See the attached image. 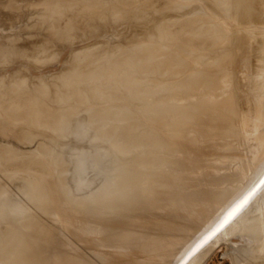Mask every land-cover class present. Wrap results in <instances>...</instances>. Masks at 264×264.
I'll list each match as a JSON object with an SVG mask.
<instances>
[{"label":"bare ground","instance_id":"bare-ground-1","mask_svg":"<svg viewBox=\"0 0 264 264\" xmlns=\"http://www.w3.org/2000/svg\"><path fill=\"white\" fill-rule=\"evenodd\" d=\"M43 2V4H42V2ZM40 1V5H44V3L46 4L45 6V8H46V10H48V8H47V6H49L50 7V10H51V8L52 9H54V7H55V5H53V7H51L49 4H50V2L51 1H53V0H49L50 2H48L47 3V1L46 0H41ZM46 1V2H45ZM63 1V0H62ZM62 1H60L62 4L60 5L61 7L64 5L63 4V2ZM72 1V0H71ZM74 1V0H73ZM77 1V0H76ZM75 1V2H76ZM98 1H100V0H98ZM122 1V0H121ZM140 1V0H139ZM144 1V0H143ZM149 1V0H148ZM172 1V0H171ZM171 1H168V3L169 2H171ZM174 1V3H173V5L174 4H178L179 2H182V0H176V2H175V0H173ZM189 1V0H188ZM187 0H183V4L185 3V4H187L186 2H188ZM193 1V0H192ZM205 1V0H204ZM204 1L203 0H201V2L204 4ZM211 1H213V0H211ZM8 2V1H7ZM56 2V3H55ZM58 2H59V0H58ZM65 2V1H64ZM81 2V1H80ZM79 1L78 2H76V3H80ZM101 2V1H100ZM109 2H110V0H109ZM119 1H117V3H118ZM124 2V1H123ZM122 2V3H123ZM191 1H189V3H190ZM194 2V1H193ZM196 2H198V3H201L200 2V0L198 1H196ZM208 3H209V0L207 1ZM207 2L205 3L206 5V7H207ZM215 2H216V4L214 5V7L215 6H219V4L222 6L220 9L217 7V10L215 9L214 10V8H213V4H214V1H213V4L211 5V3L209 4V5H211L212 6V8H213V10H212V8H211V6L209 7H207L208 9L209 8H211V9H209V10H205V6H204V9H203V7H202V9L204 10H202L201 9V7H200V5L198 6L197 5V8L199 7L203 12H207V11H209L208 13L210 14V15H206V14H204L203 12H202V14H204V15H206V16H204V15H202L201 14V12L199 11L200 9H198V11L196 12V13H199V14H201V15H199L200 17H198L197 15H195V12H193L194 11V9H193V11H192V8H191V12H193L194 14L193 15H195V16H197L198 18H195V19H200V21H201V24L203 25L204 24V27H205V24H206V27L205 28H210V29H212V28H214V29H212L211 30V32H215L216 33V31L218 32L216 35L218 36V38H216L217 36H215V38L214 37H212V40L213 39H216L215 41H217L218 42V40L217 39H219V37H220V39H219V41L220 40H222V42H220V44H218V43H212V42H214V41H212L211 42V34H210V31H206V29H205V31L206 32H209V33H206V34H208V39H209V43L210 44H215V45H217L216 47L218 48V46L220 47V46H222L221 47V49H223V47H224V51H221L222 52V54L221 55H218V51H220L219 49H217L218 51L215 53V55H213V56H215V58L218 60L219 59V57H220V59L217 61V62H215V58H213L212 57V59L210 58V56H212V53H210V54H208V55H206V56H209L208 58L211 60H209L208 59V62L206 63L205 61H207V60H205L204 58H206L207 59V57L205 56V53H204V51L203 50H205V49H203V47H201L202 46V44L203 45H205V47H207V48H210V47H208V46H211V45H209V44H205V42L204 43H202L204 40L203 39H205L204 37L206 36H203L204 35V31H202V37H203V41L202 42H199L200 44H201V46L199 45V43H197V42H195L194 43V45L192 44V46H194L193 48L194 49H198V51H194V53H198L199 54V52H200V55H201V50L203 51V53H202V55H201V57L202 56H205V57H200V59H202V60H205L203 63L204 64H206V65H204V64H202V65H197V64H201V63H198L199 61L200 62H202L201 60H199V61H197L198 60V54H192V55H198V56H194V58L195 57H198L197 58V60L195 59L194 61H197V64H195V65H193L192 63H195L194 61H193V57H192V61L189 59L190 57H189V54L191 53V51L193 52V48H191L192 50L190 51L189 49V47H192V46H189L188 47V45H191L190 43H189V41L188 40H190L191 38H193V37H191L192 36V32H193V35L195 36V34L196 35H198V33H199V31H201V30H199L198 31V33H196L195 32V34H194V30L195 31H197L196 29H194L192 26H194V25H192L193 23H195L196 22V20H193L192 21V28L190 27V29H194L192 32H188L187 34H186V36H188V38H187V40L186 39H184L183 40V38H186L184 35H185V33H184V37L182 38L181 37V35H179V34H181L180 33V29L179 28H183L182 27V25H181V21H179L177 24L179 25H177L176 23H174V25L176 24L177 26V29L176 28H174L175 29V31H179V34H177L178 32H176L175 34L176 35H178V36H174V38L175 39H172L173 41L174 40H176V41H187V42H185L186 44L187 43H189L187 46H186V50L188 49L189 50V52H188V50L187 51H183V50H185V48L184 49H182V51L181 50H178L179 51V54L181 55V53H180V51L184 54L185 52H187L188 53V55L186 56V62L184 61L183 63H182V66H184V63L186 64L187 62H188V59L192 62H188V67L190 66L191 67V65H189V63H191L192 64V67L193 68H188L189 69V71L188 70H186V68L187 67H185V70L182 68V66H176L177 68H182L183 69V71H185V75H187V74H189L190 75V69H194V66L196 67V66H198V69L200 68V67H202L203 65H204V67H202V72L200 73V71H197V74L200 76V74H202V77H203V74L204 73H206L207 74V82H208V84H207V86H205L206 88H208L209 86V88L207 89V90H204V84H206L207 82H205L206 81V77L203 79L201 76H200V78H202L201 80L200 79H198L199 81H202V82H204V83H201V85H200V83L199 82H197V81H195L197 78V76H196V73H194L195 74V76L196 77H194V76H192L193 75V72H192V75H190V76H192V77H189L190 78V80H189V78H186L190 83H192V85L190 84V83H187L188 81L184 78V76L185 75H181V77L180 76H178V75H176V73H175V75H176V77H174V81H175V79L177 80V81H179L180 82V79L182 80L183 78H184V80H186V81H184V84L186 85V87L185 86H183L182 88H186L185 90L186 91H190V94L194 91L195 92V90L193 89H188L187 87L188 86H196V85H198L199 84V86H200V88L202 87V90L199 88V86H198V88L203 92V94H199V93H197V95L195 94V96H194V98L195 97H197L196 99H194L193 101H195V100H197L198 99V94H199V99L196 101V105H192L193 103L191 102V100L193 99V97H191L192 96V94L194 95V92L191 94V96H187L188 97V99L186 98V96H184V95H182L183 93H184V89L182 90L180 87L178 88V86H179V84H178V86H177V84H176V86H174V89H173V87H172V85H170V83L167 85V83H165V81H166V77L165 78H162V77H164L163 76V74L164 73H159L160 75L162 74V76L161 77H159V79L160 78H162L161 80H163V79H165V81L163 80V81H159V79H158V81L160 82V83H157V77L156 76H152V74H150V73H152V72H149L151 69H150V67H152V65H153V63L155 64V62H156V60L157 61H159V62H161V57H162V55H163V57H164V54L165 53H167L166 51H167V49H168V47H167V42H165V43H161V39H163V36L164 35H162V33H161V36H162V38L161 37H158V41H156L155 39V36L154 37H152V35L150 34V30H152V31H154V29H156V26H154L153 27V25L154 24H152V26L151 25H149V26H151L150 28V30L147 28L146 29V31L147 30H149L148 32L149 33H147V38L144 36V38H145V40H149V41H143L144 43H138L139 41H142V39H138L139 41H137V40H134V41H136L135 43H137L136 45H135V43L132 45L131 44V42H130V44L128 43V44H125V45H130V46H126L127 48V53L130 55V56H138L139 57V59H140V61L138 60L137 61V59L135 60L136 62H143V64L145 65V63H146V61H147V64H148V62L150 61V63L152 62L150 59H151V57L150 58H148V60H146L145 61V59L144 58H146V56L148 57V55L149 54H151V53H153V55L154 54H158V55H161V53H162V55H161V57H158V59H156V60H154V62L153 63H151V64H149V65H151V66H149V65H145V67H144V65H142L141 63H139L140 64V66L142 65V67H141V70H140V68L138 69V70H136V72H134L135 70V68L132 70L134 73V75L135 76H137V74H138V71H141V72H143L142 71V69L144 70V71H146L147 73H149V74H147L146 72H143L144 73V75H149V76H152V80L153 81H151V77H149V79H150V81L152 82L151 84H155V83H157V84H159V86H157L156 84L155 85H153V87L155 88V86H157L159 89H163L162 88V86L165 84V85H167V86H171V89H170V87L168 88L169 90H174V92H172V93H175V91L176 90H181V94H179V95H176L175 96V98H174V95H172L171 94V91H170V94L172 95H170L172 98H174V99H176V97H177V99L178 98H180V97H178V96H180L181 95V97L182 96H184L183 98L185 99H183V98H180V99H182V100H178V101H181L182 103H183V100L185 101V103H186V101L188 100H190L191 98V100L188 102V104H190L191 103V105H188L187 103V105L185 106L184 104V106H185V108L183 107H181L180 109H184L183 111H182V114H183V112H184V117L183 118H181V119H179L180 118V116H181V113L180 112H178L179 114H180V116L178 115V113H177V115L175 114V116H178L177 117V119L175 118V116H174V118L172 119V114L173 113H175L176 112V110L177 109H179V108H177L178 107V105H176V103H175V105L177 106L176 108H174L173 107V105L171 104H169V105H167V106H169L170 108L169 109H171L172 111H174V112H172L171 110H170V112L172 113V114H169V115H171L170 117H171V119H172V121H171V119H170V121L172 122H169V120L167 119V118H169V116L165 119V117H164V114H167V111H169V109H167V111H166V113H165V111H164V109L166 110V106H164L163 107V105H162V107H161V109H160V103H157V102H155L158 106H159V108H158V106L156 107H154V103L153 102H151L150 104H152L153 105V107L155 108V110H156V112H155V110L153 111V112H155L156 114H158V112L159 111H161V112H164L162 115H163V117H162V115L160 116V115H158V116H160V118L162 117L163 118V120H162V118L160 119H151V120H145L144 119V121H145V123L148 125V126H150V124H148L147 122H149V123H154V126H153V124L151 123V126H153L154 127V129H153V131L154 132H151V130H152V128L150 127V128H148V127H146L145 129H146V131H143L142 129H144V127L145 126H147V125H144L145 123L143 122V121H141V119H143V118H147L148 119V117H143L142 118V114L141 113H139V114H141V119H140V117L138 118L141 122H143L142 124L144 125V126H142V124L140 125V121H138L137 120V123L135 122V118H136V116L137 115H135V113L137 114V111L138 110H136L135 108H136V105L134 106V103H133V108L136 110V112L134 111L133 112V110H132V112L130 113V112H128L127 110H129V111H131V108L129 109V107H128V105L131 107L132 105H130L132 102H130V104H127V106L125 105V104H120L119 106H120V108H122L123 107V105L125 106V108H126V112H127V115H131L132 113H134L133 115L134 116H132V117H134L133 119H134V121H132L131 119V122L129 121H127V119H128V117L127 116H125L124 117V113H126L125 112V109L123 110V109H120V108H116V106H118V103H119V100H117L118 101V103L117 102H115L116 100L114 99V98H111L112 97V95L114 94V96H115V98H117V91H118V93L120 94V92H119V90L118 89H116V87L117 86H114V87H112L113 85H115V83H117V82H113V84H111V82H112V80L111 79H109V80H111L109 83L111 84V87L110 88H112V90H110V93H111V91H113L112 93V95H111V97H110V99L112 100V101H114L115 103V105L114 104H112V102H111V105H110V102H108L107 103V101H106V103H104V104H109V106H113L112 108H110V110H109V112H108V110H106V108L108 109L109 108V106H106V107H104L103 106V108H105L104 110H106V112L103 110V108H102V105H104L103 104V102H105L104 100H103V102L101 103L100 101L101 100H99L100 99V95H101V91H97V93H99L98 94V97L99 98H96V94L94 95V100L95 99H97V102L98 103H100V104H102L101 106L100 105H97V103L94 101L93 103L94 104H96V106L99 108V107H101L102 109H100V111H102V112H100L99 111V109H97L96 107H94L93 106V104H92V102L91 103H88V104H91V107L90 108H92V110L94 109V108H96V110L97 111H99L98 113H103V115L105 116V114L104 113H106V115L108 116V115H110V116H112L113 117V115H111L110 113H112L113 114V112L114 113H116V114H118L117 116L116 115H114V116H116V117H113V118H115V120H116V118L118 119V116H119V119H121V117H122V115H123V118L122 119H124V121L123 120H121V122H123L124 124L122 125V123H120L119 125H117V123H119L120 122V120H116V121H119V122H117L116 123V121L114 120V122H113V120L111 121L112 123H114V124H116V125H114V126H116L117 127V129L116 130H118L119 128H118V126L120 127L121 126V128L118 130V132H116V130H115V132L116 133H118L119 135L120 134H122L121 136H119L118 134H116V136L118 135L119 137H121L122 139H124V140H126V138H127V142H128V145L127 146H129V144H131V143H129V141L131 142V141H136V138L137 139H139L138 137L139 136H137V135H139L140 133H138L137 134V132H139L140 130H142L143 132L142 133H144V132H147L146 134H147V138L149 139H146V138H143V139H145L146 141H151L150 142V144H153V145H150L149 144V142H146L145 140H143L142 139V136H144L145 137V135L143 134L142 136H141V138L140 139H142L144 142H145V144L146 143H148L149 145L148 146H151V148L149 149V147H146V149H144V148H139L138 146L141 144H139V142L141 141V140H138V141H136V142H138L137 144H139L138 146H136L135 144V146H133V143H132V145H130L129 146V148L127 149V148H125L126 147V141L125 142H123V140H122V142L123 143H125V147H123L122 146V143H121V145H118V147L120 146H122L123 148H125V150L123 151L124 153H126V154H129V152L131 153V151L130 150H132L133 148L135 149H133L132 150V152L136 155L137 154V156L135 157V156H133V157H135L134 158V160H135V162H134V164L133 165H141L142 167H143V170L141 171H137L135 174H133V175H128V176H125V177H123L125 174H123L124 172H122V173H120V175L122 176V177H120V179H118L117 178V176H120V175H117V176H115L114 178H115V180L113 179V180H110L109 182H110V184L109 185H107L106 187H104L103 189H101V190H98L97 192L94 190V194L92 193V195L91 196H89V194H88V197L86 196H81V198H75L76 200H72L73 199V197H72V199L70 198L69 199V197L67 198V199H69V200H67L65 197V195L63 194V193H65V192H63L62 193V185L64 184H62L61 182H66L64 179H68V178H64V177H62V180L63 181H61V173H64V169H62V163H64V162H60L61 163V165H60V163L58 164V165H60L61 166V169L63 170V172H61V170H60V168L58 167V165H56L55 164V162H57V161H55L56 159H58V156H60V154L57 156V154L59 153V152H57V150H56V148L55 149H52V148H54V144H52V145H50V143H48L47 144V142L48 141H46V142H44L45 143V145L47 144V145H49V148L51 149V150H54V151H56L57 152V154L55 155V153H50L51 152V150H49V148H48V150L49 151H47V152H44V154L46 153H48L49 152V154H50V156H51V154H54L57 158H55V156H54V158H55V160L54 161H52L53 162V167L52 166H48L49 165V162H51L50 160H53L54 158L52 157V159H51V157H49L48 156V154H47V158L44 156V158H46L47 160H48V164L46 165V160H42V158L43 157H41V155H39L40 154V152L38 151V154L36 153V151H35V155L33 154V155H31L32 157L34 156V157H36V158H34V163H32V162H30L31 160H32V157H29L30 155H28L27 156V158L29 159H27L26 158V155H25V157L23 156H19V155H17V158H18V156H19V158H21L22 157V159H23V161L22 162H20L21 163V169H24L23 168V166H25L26 168H27V165H28V167L30 168H32V167H34L35 168V170H40V171H42L41 169H43V170H46L47 171V178L49 177V179H47L46 178V180H48L49 181V183H45V179H44V182H42L43 180L41 179V181L40 182H42V184L43 183H45V185H47V186H45L44 185V187H52V189H51V191L53 192H51L50 190V192L52 193L50 196H49V199H48V197H46V196H48L49 194L48 193H50V192H48V190L47 191H45L44 192V190H45V188H43L42 189V185H41V187L39 188V187H37V188H39L37 191H38V193H39V190H40V193H41V191H43L45 194H47V195H44V197H42V199L44 200V198H45V203H44V205L47 207H45L44 206V208H46V210H44V208L42 207V206H40V212L41 213H38V214H35V211L36 212H39V210H37V207L39 206V204H43V200L41 199V202L38 204V206H36V210H35V208L33 209V208H31V206L30 207H28L29 208V210H27V205L25 206V207H23V211H25V208H26V212L23 214V215H26V214H28V216L27 217H30L29 219H27V217H26V221H25V223L27 222V224H25V225H23V226H21V225H19L20 223L19 222H17L16 221V219H15V221H14V223L16 222V223H18V225H15L14 223H13V219H14V217H13V219L11 220L12 222H10V223H7V225H8V227H9V225H15V226H10L11 228H7V229H10V230H4V229H2L3 231H5L4 233H6V231H8V233H6V235L8 236V238L7 239H4V237H3V239H4V243H3V247L1 246V244H0V247L1 248H4V249H2V250H4V251H2V253H0V255H2V254H7V255H9V256H7V257H10L8 260H9V262L10 261H12L13 262V264H204V262H205V260H207V258L208 257H210V255H211V253L214 251V249H216V247L224 240H226L225 242H227V240L228 239H232V236L234 235V236H237V234H236V229H238L239 228V230L237 231V232H239L240 230H242V228L243 229H245L246 230V228L247 227H245V226H248V228H247V231H246V233L247 232H250L251 230L250 229H253L254 228V230L253 231H255V229L258 227V228H262V227H264V224L262 225V222L259 220V222L258 223H260L261 222V224L260 225H262L261 227L260 226H256L257 224L255 223L256 221H255V219L256 220H258L259 219V216L262 218V221H263V223H264V186H262L261 188H257L258 190H256L255 189V191H257V193L256 194H254L255 192L254 191H252L253 192V194H252V197H251V195L249 194V192L252 190L251 188H254L255 187V185L252 187V186H250V187H248L247 188V186H249V185H247V182H248V184H249V182L252 180H249L250 178H254L255 176V180L253 179L252 181L254 182V181H261V178L263 177L264 178V0H215ZM54 4H56V12H57V10H58V8L59 7H57L59 4L57 3V1L55 0L54 2H53ZM53 3H51V4H53ZM82 3H84L83 2V0H82ZM96 3V2H95ZM99 3V2H98ZM101 3H103L104 4V2H101ZM105 3H107L106 1H105ZM111 3V6H114V4L115 3H112V2H110ZM117 3L115 4V6H116V10H117V8H119V7H117L118 5H117ZM121 3V2H120ZM126 3H128L127 1H126ZM133 3H135V2H133ZM141 3V2H140ZM167 3V2H166ZM167 3V4H168ZM195 3V2H194ZM22 4V3H21ZM48 4V5H47ZM58 4V5H57ZM66 4V3H65ZM67 4H68V1H67ZM97 4V3H96ZM102 4V5H103ZM113 4V5H112ZM136 4V3H135ZM144 4V3H143ZM165 4V3H164ZM164 4L162 5V7L164 6ZM181 3H179V5H180ZM183 4H181V5H183ZM184 4V7L186 6ZM191 4V3H190ZM193 4V3H192ZM196 4V3H195ZM194 4V5H195ZM69 5H70V1H69ZM69 5H68V9H67V5L65 6L66 7V10L68 11L69 10ZM71 5H72V3H71ZM75 5H77V4H74V5H72V7L73 6H75ZM85 5V4H84ZM99 5V4H98ZM102 5H101V7H99L100 9L98 10V6H96L95 4H94V6H96V7H93V10L95 9V8H97V10L98 11H100V10H102ZM105 5V4H104ZM121 5V4H120ZM119 5V6H120ZM126 5V4H125ZM125 5H123V7H120L118 10L120 11H122L123 13L125 12ZM141 5V4H140ZM146 5V4H145ZM180 5V6H181ZM189 5V4H188ZM17 8H18V6L17 5H15ZM77 6H79V4L77 5ZM81 6V5H80ZM83 6V5H82ZM88 6V5H87ZM86 5H85V7H87ZM91 6V5H90ZM93 6V5H92ZM92 6H91V8H92ZM106 6V8L107 7H109L108 9H110V6H108L107 4L105 5ZM105 6H104V9H106L105 8ZM127 6V5H126ZM132 6V5H131ZM148 6V5H147ZM146 6V8H148ZM158 6V5H157ZM161 6V5H160ZM190 6V5H189ZM202 6V5H201ZM2 7V6H1ZM37 7H39V6H37ZM42 8H43V6H41ZM133 7V6H132ZM131 7V8H132ZM134 7H136L135 5H134ZM139 7V11L137 10L136 12H138L137 13V15L140 17H142V14L140 13L141 11V7L140 6H138ZM155 7V6H154ZM164 7H166V5L164 6ZM163 7V8H164ZM169 7H171L170 9H172V6L170 5ZM182 7V6H181ZM16 8V9H17ZM24 8V7H23ZM75 8H78V7H75ZM84 8V7H83ZM89 8V7H88ZM122 8L124 9V11L122 10ZM127 8V7H126ZM131 8H129V9H131ZM144 6H143V10L142 11H144ZM161 8V7H160ZM159 8V9H160ZM173 8H174V6H173ZM180 8V7H179ZM189 8V7H188ZM194 8V7H193ZM196 8V7H195ZM196 8V9H197ZM206 8V9H207ZM216 8V7H215ZM231 8H233V11L232 10H230ZM32 9V8H31ZM41 9V8H40ZM74 9V8H73ZM107 9V10H108ZM115 9H113V13H114V10ZM129 9H127V12L129 11ZM153 9V8H152ZM156 9H158V8H156ZM166 9V8H165ZM176 9V8H175ZM183 9V8H182ZM184 9H186V8H184ZM15 10V9H14ZM43 10V9H42ZM46 10H43L44 12L46 11ZM59 10H61V9H59ZM64 10V8H62V11ZM77 9H75V11H76ZM82 10V9H81ZM85 10V9H84ZM91 9L89 8V11H90ZM107 10H104V11H107ZM116 10H115V12H116ZM132 10V11H131ZM129 12L131 13V12H133L134 11V13H135V10H133V8L131 9ZM164 10V9H163ZM188 10V12H186L187 13V15L188 16H190V11ZM211 10V11H210ZM42 11V12H43ZM54 11V10H53ZM53 11H50L51 13H49L48 11H47V13L50 15H53L54 13H52ZM62 11H61V13H60V16H62V18L64 17L63 15L65 14L64 13V11H63V13H62ZM72 11V10H71ZM112 11V10H111ZM150 11H153V10H150ZM186 11V10H185ZM239 11V12H238ZM70 11H68V13H69ZM79 12V11H78ZM82 11H80V13H81ZM84 12V15H87V14H90V13H86L85 14V11H83ZM88 12V11H87ZM91 12H93V11H91ZM95 12V11H94ZM108 13V15H109V17H111V14H110V12L109 11H107ZM154 12V11H153ZM156 12H158L159 13V11L157 10ZM155 12V13H156ZM241 13L240 14V17L242 16V19L240 20V21H238L237 20V18L239 17L236 13ZM13 13H15V12H13ZM58 13H59V11H58ZM73 13L74 12H72V16H73ZM79 13V14H80ZM143 13V12H142ZM164 13V12H163ZM170 13V12H169ZM186 13L185 14H183V15H180L181 17L182 16H187L186 15ZM189 13V14H188ZM11 14V13H10ZM17 14V13H16ZM22 14V13H21ZM21 14H19V15H21ZM42 14V13H41ZM44 14H46V12L44 13ZM62 14V15H61ZM116 14L117 13H115V15L113 14L112 15V17L111 18H113V16H115L116 17ZM119 15H122V17L123 18H126V15H128L127 13L126 14H120V13H118ZM132 14V16H137L136 15V13H135V15L133 14V13H131ZM131 14H129V15H131ZM143 14H145V11H144V13ZM157 14V13H156ZM170 14H172V13H170ZM180 14V13H179ZM236 14V15H235ZM12 15V14H11ZM15 15V14H14ZM43 15V14H42ZM49 15L47 16V15H43L42 17L44 18L45 16H47V17H49ZM82 15H83V13H82ZM93 15H94V13H93ZM124 15V16H123ZM151 15H152V13H151ZM173 15L174 14H172V15H170V17L172 16L173 17ZM175 15H178V12H177V14H175ZM54 17L56 16L57 17V22H58V16L59 15H56V13L53 15ZM53 16H50L49 18H51V17H53ZM71 18H70V17ZM72 16L71 15H68L67 16V14L65 15V18H63V19H65V20H63L62 19V25L63 24H67L68 25V23H72V22H69L71 19H74V18H72ZM77 16H78V14H77ZM77 16H75V17H77ZM88 17H89V15H87ZM91 16V15H90ZM144 16V15H143ZM154 16H156L155 14H154ZM158 16V15H157ZM162 16V18L164 19V17H163V15H161ZM165 18H166V13H165ZM179 16V17H180ZM184 16V17H185ZM191 16H192V14H191ZM190 16V17H191ZM201 16L203 17L202 19H201ZM207 16H209V17H207ZM238 16V17H237ZM13 18L14 17H16V15L15 16H12ZM20 17V16H19ZM66 17H69V18H67L69 21H68V23L67 22H64V21H67L66 20ZM88 17L86 18V19H88ZM121 17V18H122ZM131 16H129V18H130ZM140 17V18H141ZM150 17H153V15L152 16H150ZM170 18L169 19V17H168V15H167V22H165L166 24L164 25V26H162V25H160L161 27H163V29L164 30H167V29H165L166 27V25L168 24V26H169V21L168 20H173V18ZM183 17V18H184ZM190 17H186L185 19H187V18H190ZM207 17L208 19H209V21H205L204 23H202L203 22V19H205V18ZM237 17V18H236ZM85 18V17H84ZM90 18V17H89ZM92 18V17H91ZM120 18V17H119ZM122 18V19H123ZM160 18V16L158 17V19ZM174 18H175V16H174ZM176 20H178V17L176 16ZM182 18V19H183ZM194 18V17H193ZM15 19V18H14ZM52 19V18H51ZM61 18H59V20H60ZM76 19H78V17L77 18H75L74 20H76ZM80 19V18H79ZM93 19V18H92ZM114 19V18H113ZM112 19V20H113ZM117 19H118V16H117ZM133 19V18H132ZM151 19H153V18H151ZM184 19V20H185ZM11 20H12V18L10 19V22H11ZM53 20V19H52ZM51 20V21H52ZM90 20V19H89ZM97 20H99V19H97ZM110 20V19H109ZM126 20H128L127 18H126ZM166 20V19H165ZM175 20V19H174ZM189 20V19H188ZM190 20H191V18H190ZM207 20V19H206ZM7 21V20H6ZM33 21V20H32ZM61 21V20H60ZM60 21L58 22V24L55 26L56 28L57 27H59L58 25H60L61 26V24H59L60 23ZM72 21V20H71ZM78 22H80L79 20H77ZM76 21V22H77ZM81 21H82V18H81ZM91 21H93V20H91ZM95 21V20H94ZM111 21V20H110ZM199 21V20H198ZM196 22V23H198L199 24V22ZM44 22V21H43ZM151 22V21H150ZM160 22H162L163 23V20L162 21H160ZM170 22H172V21H170ZM185 22L187 23V25H190V23H191V21H190V23L188 24V22L185 20ZM184 22V23H185ZM84 23H85V21H84ZM84 23H82V25H84ZM86 23H88V20H86ZM85 23V24H86ZM91 22H89V24H90ZM120 23V22H119ZM155 23V22H154ZM182 23H183V21H182ZM185 23V24H186ZM207 23H211L212 25H210L209 27H207L209 24H207ZM49 24V23H48ZM68 25V27L69 26H71V25ZM80 24V23H79ZM122 24V23H121ZM140 24V23H139ZM150 24V23H149ZM158 24V22L156 23V25ZM171 24V23H170ZM185 24H183V26H184V28L187 30V25L185 26ZM197 24V26H196V28H200L199 26H200V24L198 25ZM65 25H63L64 27H65ZM81 25V24H80ZM88 25V24H87ZM111 25V24H110ZM120 25V24H119ZM144 25V24H143ZM172 25V30H173V32H175L174 31V29H173V24H171ZM202 25H201V27H202ZM62 26V27H63ZM72 26H74V27H76L75 25H72ZM167 26V28H168V30H169V27ZM181 26V27H180ZM45 27V26H44ZM44 27H43V29H44ZM62 27H59V28H61L60 30H61V32H62ZM74 27H72L71 29H73ZM77 27H80V26H77ZM83 27H86V26H83ZM88 27V26H87ZM134 27V26H133ZM165 27V28H164ZM187 27V28H186ZM212 27V28H211ZM216 27V28H215ZM66 28H67V26H66ZM126 28V27H125ZM153 28V29H152ZM158 28H160L159 26H157V31H154L153 33L157 36L158 34L160 35V29H158ZM171 28V27H170ZM183 28V29H184ZM203 28V27H202ZM68 29H70V27L68 28ZM76 29V28H75ZM201 29V28H200ZM210 29H207V30H210ZM215 29H216V31H215ZM219 31H218V30ZM58 30V29H57ZM56 30V31H57ZM64 31H65V29H63ZM83 30V29H82ZM115 30V29H114ZM168 30L166 31V32H168ZM172 30H170V31H172ZM188 30H189V28H188ZM214 30V31H213ZM48 31V30H47ZM66 31H68L67 29H66ZM76 31V30H75ZM102 31V30H101ZM107 31H109V30H107ZM159 31V32H158ZM184 31V30H183ZM50 32V31H49ZM58 32V31H57ZM73 32V31H72ZM162 32V31H161ZM181 32H182V30H181ZM184 32H186V31H184ZM220 32V33H219ZM64 33V32H63ZM68 33H71V32H68ZM172 33V32H171ZM171 33H169L168 35H169V37H170V34ZM201 33V32H200ZM214 33V34H215ZM47 33L45 32V35H46ZM58 34V33H57ZM81 34V33H80ZM145 34V33H144ZM143 34V35H144ZM149 34V35H148ZM163 34H165V32L163 33ZM191 36H190V35ZM218 34H220V35H218ZM4 35V34H3ZM49 35V34H48ZM47 35V36H48ZM68 35H70V34H68ZM166 36L165 37H167L168 35L167 34H165ZM174 35V34H173ZM5 36V35H4ZM4 36H3V38H4ZM60 36V35H59ZM78 36V35H77ZM148 36H151V37H149V39H148ZM189 36L191 37L190 39H189ZM199 36H200V34H199ZM199 36H195L196 38H197V41H198V38H199ZM210 36V37H209ZM212 36H213V33H212ZM222 36V37H221ZM7 37V36H6ZM45 37V36H44ZM55 37V36H54ZM53 37V39H55ZM63 37V36H62ZM143 37V36H142ZM169 37H167V41L169 42V40H170V38ZM173 36H171V38H172ZM177 37H180L179 38V40H178V38ZM195 37H194V41L196 40L195 39ZM201 37V38H202ZM206 37V38H207ZM2 38V37H1ZM9 38V37H8ZM12 39H13V36L11 37ZM30 38V37H29ZM35 38V37H34ZM42 38V37H41ZM64 38V37H63ZM68 38V37H67ZM143 38V39H144ZM169 38V39H168ZM222 38V39H221ZM39 39V38H38ZM52 39V38H51ZM50 39V40H51ZM56 39H57V37H56ZM60 39H62V38H60ZM90 39V38H89ZM121 39V38H120ZM154 39V40H153ZM165 39V38H164ZM180 39H182V40H180ZM8 40V39H7ZM6 40V41H7ZM36 40V39H35ZM58 40V39H57ZM100 40V39H99ZM171 40V41H172ZM206 40V39H205ZM19 41V40H18ZM29 41V40H28ZM38 41V40H37ZM96 41V40H95ZM105 41V40H104ZM111 41H112V39H111ZM160 41V42H159ZM170 41V42H171ZM176 41H174V43L176 42ZM182 41V42H183ZM199 41H201L200 39H199ZM208 41V40H207ZM22 42V41H21ZM24 42H26V41H24ZM81 42V41H80ZM163 42V41H162ZM169 42V43H170ZM182 42H180L179 44H181ZM31 42H29V44H30ZM34 43V42H33ZM40 43V42H39ZM54 43V42H53ZM92 43V42H91ZM173 43V45H172V43H171V45H172V47L174 46V45H177L176 43L174 44ZM192 43H193V39H192ZM197 43V45L199 46V48H202V49H200L199 50V48H195V47H198L197 45H195ZM208 43V42H207ZM223 43V45H221ZM5 44H7V43H5ZM14 44H15V42H14ZM24 44V43H23ZM26 44H28V43H26ZM38 44V43H37ZM44 44V43H43ZM62 44V43H61ZM164 44L166 45V46H164ZM178 44V45H179ZM183 44H184V42H183ZM16 45H20V44H18L17 42H16ZM170 45V44H169ZM177 45V46H178ZM182 45V44H181ZM215 45L214 46H212L213 47V51H214V49H215V51H216V48H215ZM21 46V45H20ZM29 46V45H28ZM86 46V45H85ZM182 46H184V45H182ZM182 46H180V47H182ZM0 47H2L1 45H0ZM8 47V46H7ZM30 47V46H29ZM164 47H166L167 49H165ZM171 46H169V48H170ZM176 47V46H175ZM174 47V48H175ZM179 47V46H178ZM177 47V48H178ZM188 47V48H187ZM32 48V47H31ZM117 48V47H116ZM119 48H121V47H119ZM119 48H117V49H119ZM172 49V51L174 50V52H172V53H175V51H177V49L175 50V49ZM5 49V48H4ZM89 49H91V48H89ZM88 49V50H89ZM115 49V48H114ZM171 49V48H170ZM169 49V50H170ZM179 49V48H178ZM28 50V49H27ZM84 50V49H83ZM208 50V49H207ZM210 50V49H209ZM208 50V51H209ZM212 50H210L211 52H213ZM7 51H9V50H7ZM87 51V50H86ZM92 51H94L95 52V50H93L92 49ZM119 51V50H118ZM126 51V50H125ZM165 51V52H164ZM82 52V51H81ZM93 52V56H95V53H97V55H98V52H95L94 53ZM114 52V51H113ZM112 52V53H113ZM120 52H124L123 50L122 51H120ZM206 52V51H205ZM1 53V52H0ZM9 53V52H8ZM86 53V52H85ZM88 53V52H87ZM169 53H170V51H169ZM167 54V56L169 57V56H172V55H170V54ZM171 53V54H172ZM186 53V54H187ZM83 54V53H82ZM88 54H90V52L88 53ZM87 54V56H89ZM92 54V53H91ZM110 54V53H109ZM177 54H178V52H177ZM186 54H184V55H186ZM216 54H217V56H216ZM74 55V54H73ZM85 56H84V58H83V56L81 55V58L79 59V60H81V62H83L82 60H84V59H87V60H85L86 61V65H88V64H90L89 63V57L88 58H86L87 56H86V54H84ZM95 56V57H97V59H99V57L98 56ZM101 55V57H102V54L100 53L99 54V56ZM104 56L105 55H107V54H103ZM117 55H118V53H117ZM121 56L123 55V53L122 54H120ZM120 55H118L119 57H121ZM174 55V54H173ZM180 55H178L179 57H180V59H181V57H182V55L180 56ZM191 55V54H190ZM91 56V55H90ZM109 55H107V57H108ZM116 56V55H115ZM124 56V55H123ZM150 56V55H149ZM166 56V54H165V57H167ZM174 56H176V58L174 57ZM173 57L174 58H172V59H177L178 57H177V55L175 54ZM34 57V56H33ZM74 57V56H73ZM106 57V58H107ZM117 57V56H116ZM128 55H127V57H121V58H127V59H125V61L126 60H128ZM167 57V58H168ZM187 57H188V59H187ZM32 58V57H31ZM93 57H90V61L92 60L95 64H99V63H97V61H94L95 59H92ZM105 57H103V58H100V59H102V62H107L109 59H111V58H113V57H109V58H107L105 61H103V59H104ZM130 58V57H129ZM133 58V57H132ZM142 58V59H141ZM171 57H169V59H170ZM182 58H184V57H182ZM1 59V58H0ZM96 59V60H97ZM113 59H117V58H113ZM112 59V62L114 61ZM147 59V58H146ZM171 59V60H172ZM179 59V58H178ZM179 59V61H181ZM185 59H183V60H185ZM27 60V59H26ZM118 60V59H117ZM116 60V61H117ZM129 60H132L131 58L129 59ZM128 60V61H129ZM88 61V62H87ZM110 61V60H109ZM116 61H114V62H116ZM135 61L133 60V62H131L130 61V63H133V65H135ZM163 61H165L164 59H163ZM175 62H176V65L178 64L177 62H179V61H176V60H174ZM174 61L172 60L171 62H173L174 63ZM210 61V62H209ZM31 62V61H30ZM98 62H99V60H98ZM101 62V61H100ZM119 62H121V64L119 63L118 64V66L119 65H123L124 63H123V61H120V59H119ZM145 62V63H144ZM158 62V63H159ZM170 62V61H169ZM11 63V62H10ZM116 63H118V62H116ZM123 63V64H122ZM157 63V62H156ZM167 63V62H166ZM173 63H172V65H173ZM83 65L85 64V62L84 63H82ZM103 64V63H102ZM105 64H107L106 66H108V62L107 63H105ZM105 64H103L104 66H102V68H103V70H104V68H105ZM128 64V62L124 65V66H126ZM136 64H138V63H136ZM161 64V63H160ZM160 64H158L159 66H160ZM164 64V63H163ZM168 64V63H167ZM171 64V63H170ZM175 64V63H174ZM82 65V66H83ZM86 65H84V68H85V66ZM110 65H112V67H113V64L111 63V64H109V67H107L108 69H107V73H108V71H112V70H110ZM133 65H128L129 66V68H133ZM155 65H157V64H155ZM155 65H154V67H153V71H154V69H156L157 67H158V69L160 68L158 65H157V67L155 68ZM162 65V64H161ZM179 65H180V63H179ZM72 66V65H71ZM91 65H88V67L90 68V69H92L93 68V66H91ZM99 66H101V64H99ZM117 66V67H118ZM124 66L123 67H119V68H116V69H128V70H126V71H129V75L127 76L126 75V72L125 71H122V72H125V73H121L120 74V76L123 74V76L128 80V79H130V76H131V78L133 77L132 75H131V73H132V71L129 69V68H127V66H126V68H124ZM131 66V67H130ZM139 66V65H138ZM139 66V67H140ZM164 66V68H165V65H163ZM163 66H161V67H163ZM87 66H86V70H87V68H88ZM147 67V68H146ZM35 68V67H34ZM84 68H82V69H84ZM88 68V69H89ZM95 68V67H94ZM93 68V69H94ZM115 68H113V69H115ZM148 68H149V71H148ZM163 68V69H164ZM168 68V67H167ZM176 68V71H180V70H178ZM112 69V68H111ZM157 69V70H158ZM161 69V68H160ZM163 69H161L162 70V72H163ZM171 70V68H168V70ZM181 69V70H182ZM195 69H197V67L195 68ZM79 70H81V68L79 69ZM78 70V71H79ZM85 70V73L87 72ZM106 70V69H105ZM104 70V71H105ZM167 70V69H166ZM165 70V71H166ZM166 71V72H169V71ZM175 70V69H174ZM200 70H201V68H200ZM75 72L74 74H73V76H74V78H73V76H71L70 75V77H72V79H75L76 80V78H79L80 77V79L78 80V81H80V82H82L83 80H85L86 81V79L88 78L89 79V81H90V85H92L91 87H93V85L94 84H98V83H100L98 80H100L101 79V77H103V81L106 83V80H107V75L106 76H103V74L101 73V72H103L101 69H99V70H95L94 69V71L91 73L90 71V74H88V76L89 77H87V78H82L81 77V74L79 73V72ZM95 71L97 72V71H101L100 72V76H99V74H97V75H93V73H95ZM116 72H118L117 70H115ZM120 71V70H119ZM159 71V70H158ZM172 71H173V69H172ZM183 71H181V72H183ZM187 71V72H186ZM23 72V71H22ZM83 73L82 74H84L85 75V73H84V71H82ZM155 73H156V71H154ZM153 72V74H155ZM174 72V71H173ZM181 72L180 73H177V74H181ZM200 74H199V73ZM97 73H99V72H97ZM111 73H113V72H111ZM128 73V72H127ZM136 73V74H135ZM143 73H139L138 75H139V78L140 79H137V78H135V79H137V80H139V82H137V81H135V79L133 80V79H131L132 80V82L134 81V83H139L140 84V82L143 80V81H146L145 79H147L148 80V78H141L140 77V74L142 75ZM171 73V71L167 74H165V76L167 75V77H168V75ZM184 73V72H183ZM187 73V74H186ZM50 74V73H49ZM75 74H77L76 76H79V74H80V76L79 77H76L75 76ZM102 74V75H101ZM115 74V73H114ZM118 73H116V75H117ZM125 74V75H124ZM158 74V75H159ZM27 75V74H26ZM51 75V74H50ZM159 75V76H160ZM174 75V76H175ZM40 76V75H39ZM87 76V73H86V75L84 76V77H86ZM110 76L111 77H113L114 78V75L112 76V74H110ZM109 76V74H108V77L109 78H111ZM119 76V75H118ZM120 77V78H124V77ZM134 76V77H135ZM172 77L173 76V73H172V75L170 74L169 75V77ZM41 77V76H40ZM39 77V78H40ZM49 77V76H48ZM76 77V78H75ZM138 77V76H137ZM143 77V76H142ZM147 77V76H146ZM170 77V78H171ZM177 77H180V79H177ZM183 77V78H182ZM193 77L195 78V79H193ZM19 78V77H18ZM44 78V77H43ZM66 78V77H65ZM69 78V77H68ZM68 78H67V80H68ZM105 78H106V80H105ZM112 78V79H113ZM116 78H119V77H115V81L117 80ZM155 79V81H154V79ZM191 78L193 79V81H195L196 83V85L194 84V82H192L191 81ZM27 79V78H26ZM55 79V78H54ZM71 79V78H70ZM70 79L68 80V82L70 81ZM173 79V78H172ZM172 79H167L169 82H171L172 83ZM209 79V80H208ZM36 80H37V78H36ZM35 80V81H36ZM67 80L66 81H64V80H62L60 83H62L63 81V83H65V85H67ZM109 80H107V83H108V81ZM113 80V81H114ZM120 80L121 79H118V81L120 82ZM125 80V79H124ZM131 80H128V81H131ZM141 80V81H140ZM172 80V81H171ZM58 81V80H57ZM72 81H74V80H71V83L73 84V83H75V81L74 82H72ZM77 81V80H76ZM89 81H86V83L88 82V84H89ZM91 81H92V83H94V84H92L91 83ZM98 81V82H97ZM126 81V80H125ZM142 81V82H143ZM167 81V82H168ZM174 81H173V83H174ZM177 81H175V82H177ZM213 83H212V82ZM3 82H5L4 80H3ZM27 82V81H26ZM29 82V81H28ZM42 82V86H43V81H41ZM48 82V81H47ZM51 82V81H50ZM118 82V84H121V82H123V80L119 83ZM141 82V83H142ZM148 82V81H147ZM147 82H145L146 84H144V83H142V87L143 86H145L146 88H147V86H148V88H149V86H150V82H148V84H147ZM153 82H155V83H153ZM161 82H164L163 84L161 83ZM1 83V82H0ZM7 83H9V82H7ZM59 82L58 83H56V84H58V86H60L61 84H60ZM70 82H69V84L70 85H72ZM77 83H79V82H77ZM109 83H108V85H109ZM125 83H127V82H125ZM124 82L122 83L123 84V94H124V91H126L125 90V88H124V86L126 85ZM188 84V86H187V84ZM198 83V84H197ZM210 83H212L211 85H209ZM2 84V83H1ZM37 84V87L41 90V88H40V85L38 84V83H36ZM36 84H34V85H36ZM47 83H45L44 85H45V87L47 86L46 85ZM50 84V83H49ZM60 84V85H59ZM83 83H79V84H77V85H80V87H79V89L81 88V85H82ZM84 84H85V82H84ZM87 84V85H88ZM102 84H104L103 82L101 83V86H102ZM125 84V85H124ZM133 84V83H132ZM160 84L162 85V86H160ZM180 84H182V81H181V83ZM183 84V85H184ZM190 84V85H189ZM203 84V85H202ZM7 85V84H6ZM5 85V86H6ZM16 85V84H15ZM28 85V84H27ZM31 85V84H30ZM33 85V86H34ZM39 85V86H38ZM62 85H64V84H62ZM61 85V86H62ZM65 85H64V87H65ZM76 85V84H75ZM74 85V86H75ZM87 85H85V86H87ZM105 85H107V84H105ZM105 85H103L104 87H106ZM117 85V84H116ZM128 85H129V83H128ZM165 85H164V87H165ZM3 87L5 90L6 89H8V87L6 86V87ZM32 86V85H31ZM31 86H29L30 88H31ZM32 86V87H33ZM49 86V85H48ZM47 86V88H53V89H48L49 91H47V93H45L44 95H46V94H49V99L51 98V101H49V99H47L48 97L47 96H45L46 97V99H47V101H49V102H52V103H54L55 102V99H52L53 97H51L52 96V91L51 90H53V93L54 92H57L58 93V90H60L61 89V86L58 88L57 86L55 87V84L53 85L55 88H58L57 90L53 87V86H50V87H48ZM69 86V85H68ZM73 86V85H72ZM89 86V85H88ZM87 86V87H88ZM102 86V87H103ZM130 86H131V83H130ZM133 86H135V85H133ZM133 86H131V88H128V90L129 89H132V90H136V92H134L133 94H135V93H137V87H134L133 88ZM137 86V85H136ZM138 86H140V85H138ZM182 86V85H181ZM35 87V86H34ZM36 87V88H37ZM69 87H71V86H69ZM69 87H65V89H63V90H65L66 92L68 91V90H70L69 89ZM91 87H90V89H89V93H90V91H91V93H92V91H93V89L91 90ZM99 87H100V84H99ZM98 87V89H105L104 87L103 88H99ZM107 87H109V86H107ZM122 86L120 85V88H121ZM126 87V86H125ZM141 86H140V88H142ZM145 87H143V88H145ZM177 89H176V88ZM192 87H189V88H192ZM197 87V86H196ZM13 88V87H12ZM29 88V89H30ZM35 88V91H34V89L32 90V91H34L35 92V94H37L38 95V92L37 91H40V90H37ZM44 88V87H43ZM66 88H68V89H66ZM76 88H78L77 86H75L74 88H72V89H76ZM83 88H84V86H83ZM83 88L81 89V91L83 92L84 90H83ZM97 88V87H96ZM115 88V90H116V93H115V91L113 90ZM139 88V92L141 93V89ZM151 90H152V85H151ZM166 88V89H167ZM195 88V87H194ZM3 89V90H4ZM17 89V88H16ZM19 89V88H18ZM17 89V90H18ZM46 89V88H45ZM122 89V88H121ZM159 89H157L156 90V88L154 89L155 90V93L159 90ZM167 89V90H168ZM196 89V88H195ZM199 89L196 91V92H198L199 91ZM0 90H2V88H0ZM2 90V91H3ZM14 91L15 89H11V87L8 89V90H6V92H9V91ZM28 89L26 88V91H27ZM31 90V89H30ZM30 90H28L29 92H30ZM37 90V91H36ZM54 90H56V91H54ZM63 90H60L61 92H59V94L60 93H62V91ZM77 90V89H76ZM95 90V89H94ZM107 90H109V89H107ZM127 90V91H128ZM132 90H129L130 92H131V95H133L132 94ZM141 90V91H140ZM146 90H148V89H146ZM146 90H144L143 91V93H148L147 95L150 97V96H152V95H150V94H152V92H151V90L149 91V92H146ZM163 90H165V89H163ZM162 90V91H163ZM169 90H168V92L167 91H165V93L166 94H168L169 93ZM204 90V91H203ZM0 91L2 94H4L5 95V91ZM10 91V92H11ZM19 91V90H18ZM24 91H25V89H24ZM27 91V92H28ZM45 91V92H46ZM51 91V95H50V93H48V92H50ZM65 91H63V92H65ZM73 91V92H72ZM78 92L80 91V90H77ZM87 92H88V90H86ZM106 90H104L103 91V95H110V93H106V92H108V91H106ZM127 91L125 92V93H127ZM161 91V90H160ZM192 91V92H191ZM201 91H199V92H201ZM5 92V93H4ZM9 92V93H10ZM27 92H17L18 93V96H16L17 98L19 97L20 98V94L22 93H26L27 94ZM43 92V89H42V91H41V93ZM70 94H73L74 93V90H70ZM76 92V91H75ZM82 92H80V93H82ZM96 92V91H95ZM94 92V93H95ZM130 92H128L127 94H130ZM138 92V93H139ZM183 92V93H182ZM0 93V97H1V94ZM9 93H7L8 95H11V94H9ZM12 93V92H11ZM20 93V94H19ZM40 93V92H39ZM68 94H69V91L67 92ZM67 93L65 94V97L67 96ZM85 93V92H84ZM105 93V94H104ZM136 94V95H138V97H142V95L141 96H139V94ZM154 92H153V94H154V97H155V95L157 94H155ZM162 93H164V92H162ZM162 93H159V96H160V94H162ZM176 93H178V92H176ZM187 93L188 92H186V93H184L185 95H187ZM6 94V95H7ZM26 94L24 95H22V97L24 96H26ZM29 94V93H28ZM28 94H27V99H25V98H23L24 99V102L22 103V104H26V105H28L30 102L32 103V100H37L36 102H38L37 104H32L33 106H35L36 107V109L41 113V114H43V116L45 115V116H48L47 118H46V120L45 121H47L48 120V118L49 119H52V120H49V121H51L50 122V124H48V122H47V125L48 126H46V127H49L50 125H51V123H52V126H50V127H52L54 130H56L55 132H57V131H59L60 130V133H63L64 131H66L67 129H65L64 131H63V128L62 127H66L65 125H67V124H69L68 122H67V120L68 119H70V118H74V116H72L71 114H69L70 116L68 117V113L67 114H64V112H59L58 110H60V108H62V107H64V106H62L61 107V103L63 102L62 100L64 99V98H62V97H64L63 95V93H62V97H61V101L60 100H58L60 97H58V101H60L59 103H58V105H60L59 107L57 106V105H55V104H53V107L52 108H54V106L56 107H58V110L57 109H55L58 113H56V111H53V112H55L56 114H51V113H49V111H50V109H51V107H50V109L49 108H47L46 107V104L47 103H49V102H47L46 101V99L45 98H43L41 95V97L43 98V99H45V100H43L44 102L46 101L47 103L45 104L44 102H42V100H40L41 102H39L38 101V97L36 98V97H34V96H36L35 94H33L32 96L35 98V99H33V97L32 96H30V99H32V100H30V99H28L29 97H28ZM32 94V92H30V95ZM54 94H56V93H54ZM69 94V95H70ZM116 94V95H115ZM119 94H118V96H119ZM190 94H188V95H190ZM3 95V96H4ZM6 95H5V97H6ZM7 95V96H8ZM13 95V94H12ZM56 95H58V94H56ZM102 95V97H104ZM147 95H143V97L141 98L142 100H141V102H143L142 103V105H148L149 106V109H151L152 107H151V105L149 104V102H150V99L152 100H154V97L152 96V98L150 97V98H148V96ZM164 95V94H163ZM169 95H167V96H169ZM14 96H15V94H14ZM39 96V95H38ZM58 96H60V95H58ZM113 96V97H114ZM123 96V95H122ZM156 96H158V94L156 95ZM165 96V95H164ZM166 96V97H167ZM5 97L3 98L2 97V99L4 100L5 99ZM9 97V96H8ZM13 97V96H12ZM15 97V98H16ZM32 97V98H31ZM41 97L39 98V99H41ZM86 97H87V95H86ZM107 97V96H106ZM136 98H138L137 96H135ZM145 97V98H144ZM149 99L148 101V104H147V102H146V104H144L145 103V101L146 100H143V98L144 99H147V98ZM161 97V96H160ZM159 97V98H160ZM170 97V98H171ZM191 97V98H190ZM14 97L13 98H11L10 97V103L12 102L11 101V99H15ZM16 98V99H17ZM57 98V97H56ZM69 98H71V97H69ZM69 98H67V101H68V99ZM74 98V97H73ZM88 98H91V96L89 95V97ZM88 98H86V100L88 99ZM105 98V97H104ZM156 98V97H155ZM163 98V97H162ZM162 98H160V99H162ZM165 98V97H164ZM169 98V97H168ZM168 98H165L164 100L166 101V99L168 100V103H171V100H170V98L168 99ZM171 98V99H172ZM1 99V98H0ZM1 99V100H2ZM8 99H7V97H6V99H5V101L7 100L8 101ZM16 99H15V101H16ZM21 99V98H20ZM19 99V100H20ZM75 99V98H74ZM102 99V98H101ZM140 99V98H139ZM156 99H158V98H156ZM155 99V100H156ZM25 100H27V103H25ZM30 100V101H29ZM54 102H53V101ZM70 100V99H69ZM71 100H72V98H71ZM108 100V99H107ZM169 100H170V102H169ZM14 101V102H15ZM20 101H23V100H20ZM35 101H33V102H35ZM67 101H65V102H67ZM74 101V100H73ZM73 101H70V103H69V105L71 104V102L73 103ZM88 101V100H87ZM90 101H92L91 99H90ZM109 101V100H108ZM158 101V100H157ZM162 100H159V102H161ZM165 101H162V102H165ZM176 101V100H175ZM174 101V102H175ZM200 101V102H199ZM65 102L63 103V105H65ZM75 102V101H74ZM128 102V101H127ZM161 102V104H164V103H162ZM173 102V101H172ZM198 102V103H197ZM1 103H5L4 101L3 102H1ZM17 103H19V101L17 102ZM16 102L14 103V104H16V105H18ZM21 103V102H20ZM19 103V104H20ZM30 103V104H31ZM56 103H57V101H56ZM68 103V102H67ZM67 103H66V105H67ZM78 103L79 102H76V106H74V107H77V105H78ZM80 103H83V102H80ZM86 103V102H85ZM166 103V102H165ZM8 104V106H9V103L8 102H6V104H4V105H7ZM14 104H13V106H14ZM28 105V106H25V105H19V107L20 106H22V107H28V108H20V109H22L23 111L24 110H26V109H30L31 107H32V109H33V111L34 112H38V111H35L34 110V108H33V106H31V105ZM38 104H42V105H44V106H42V105H40V107H39V105ZM178 104V103H177ZM179 104H180V102H179ZM195 104V103H194ZM3 105V104H2ZM2 105H0L1 106V110L3 109L2 108ZM4 105H3V107H4ZM11 105H12V103H11ZM10 105V106H11ZM69 105H68V109L70 108V110H71V106H73V104H71L70 105V107H69ZM85 105V104H84ZM87 105V104H86ZM138 105H141V103H139V104H137V106ZM164 105H166V104H164ZM174 105V106H175ZM181 106H182V104H180ZM7 106V107H8ZM9 106V107H10ZM29 106H30V108H29ZM47 106L49 107V106H51V104L49 105V104H47ZM88 106L89 105H87L86 107L88 108ZM115 106V107H114ZM122 106V107H121ZM171 106L174 108V109H176V110H174L173 108H171ZM188 106V107H187ZM15 107H17L18 109H19V107L18 106H15ZM43 107H45V108H47V109H49V111L46 109V110H42L43 109ZM66 107H64V108H62L63 110L64 109H66L67 110V108ZM74 107H72L74 110L76 109L77 110V108H74ZM79 107H81L80 106V104H79ZM128 107V108H127ZM139 107H141V106H139ZM138 107V108H139ZM142 107H144V106H142ZM146 107V109H147V106H145ZM144 107V108H145ZM6 107H4V111L7 109H5ZM11 109H12V107H10ZM14 108V107H13ZM17 108H15V109H17ZM117 110V109H119V110H122L121 111V113H119V111L118 112H116L115 111V109ZM156 108H158V109H156ZM168 108V107H167ZM54 109H52V110H54ZM61 109V110H62ZM71 110L72 112H70L69 110H67V111H69V113H74V110ZM86 109V108H85ZM146 109H143L142 108V110H145V111H147ZM148 109V111H150ZM162 109H163V111H162ZM180 109H179V111H180ZM62 110V111H63ZM75 110V111H76ZM79 110V109H78ZM87 110V112L86 113H90V112H93V111H95V109L92 111V110H89V108L88 109H86ZM111 110H113V111H111ZM157 110H159L158 112H157ZM3 111V110H2ZM2 111H0V112H2ZM3 111V112H4ZM8 111H10V112H8ZM11 111H13V110H9V109H7V111H5L6 112V114H7V112H8V114L7 115H9V113H11L10 114V116H9V120L8 119H6V120H8V121H5V120H3V119H5V118H2L1 117V114H4L3 112L2 113H0V119H2V123L3 124H5V122H7V123H9L10 125L12 124V123H14V121L12 122V123H10V117H11V115H12V118H13V112H11ZM16 111H17V114H16V116H14V117H17L18 116V114L20 113V111L21 110H15V113H16ZM22 111V112H23ZM27 111H29L30 112V110H27ZM48 111V112H47ZM89 111V112H88ZM144 111V112H145ZM178 111V110H177ZM24 112H26V111H24ZM24 112H23V114H24ZM38 112V113H39ZM50 112H52V111H50ZM122 112H124L123 114H122ZM152 112V113H153ZM27 113V112H26ZM32 114L31 115H33V112H31ZM37 113V114H38ZM65 113H66V111H65ZM76 113H77V111H76ZM76 113H74L75 114V117H76ZM85 113V112H84ZM96 111H95V113H93V116L94 115H96ZM97 113V114H98ZM109 113V114H108ZM128 113H130V114H128ZM146 113V112H145ZM151 113V112H150ZM5 114V115H6ZM23 114L21 113L20 115H22L23 116ZM30 114V113H29ZM36 113H35V115L36 116H38ZM73 114V115H74ZM78 114H79V112H78ZM91 114V113H90ZM119 114H122L121 116L119 115ZM148 114H149V112H148ZM154 114V113H153ZM153 114H151L150 115V117H153V116H157V115H153ZM167 114V115H168ZM19 115V116H20ZM25 115H27V114H24V116L23 117H25ZM35 115H33V116H35ZM89 115V114H88ZM87 114H86V116L87 117H89L88 119L90 120V116H88ZM99 115H101L102 116V114H99ZM98 115V116H99ZM145 116H148L147 115V113L146 114H144ZM153 115V116H152ZM167 115H165V116H167ZM28 116V115H27ZM30 116V115H29ZM32 116V117H33ZM72 116V117H71ZM78 116V115H77ZM86 116L84 117V116H82V117H84L85 119H86V121H87V118H86ZM97 116V117H98ZM104 116H102V117H104ZM105 117V118H101L100 116H99V121L101 122V120L102 119H110L109 118V116L108 117ZM140 116V115H139ZM158 116H157V118H158ZM3 117H5V116H3ZM8 117V116H7ZM6 117V118H7ZM21 117V116H20ZM39 118L40 117H42V115H40V116H38ZM37 117V118H38ZM68 117V118H67ZM91 117H92V115H91ZM111 117V118H112ZM130 117V116H129ZM150 117H149V119H150ZM27 118H29V117H27ZM38 118V119H39ZM44 118V117H43ZM43 118H40L41 119V121L43 120L44 121V119ZM82 119L81 118V116H79V117H76V119ZM84 118L82 119V120H84ZM22 119H25V118H22ZM32 119H34V118H32ZM32 119H31V117H30V123H31V121H32ZM76 119H75V121H76ZM79 119L77 120L78 122H79ZM95 120H97L96 118H94ZM101 119V120H100ZM12 120V119H11ZM17 120V119H16ZM15 120V121H16ZM18 120H20L19 118H18ZM18 120L16 121V122H18ZM28 120V119H27ZM35 120H37L36 118H35ZM54 120H55V123H62V130L60 129V127H56L57 125H54L53 124V122H54ZM74 120V119H73ZM72 119L70 120V121H72L74 124H76V122H74ZM81 120V122H80V128L79 127H77V129L79 128V129H81V127L83 126V125H81L82 124V121ZM88 120V121H89ZM125 120L127 121V123L125 122ZM165 120L167 121V122H169L168 124H167V122H165ZM176 120H178V121H176ZM5 121V122H4ZM22 121V120H21ZM20 121V122H21ZM40 121V120H39ZM39 121L37 122V121H35V122H37L39 125H41V127L43 126L41 123L43 122H40L39 123ZM53 121V122H52ZM69 121V120H68ZM99 121H98V123H99ZM103 121V120H102ZM147 121V122H146ZM151 121V122H150ZM23 122V121H22ZM34 122V120L32 121V123L35 125L36 123ZM67 124H66V123ZM77 122V123H78ZM91 124L92 123H94V121L93 122H91V120L89 121ZM105 122H108L107 120L106 121H104L103 123V128H102V130L104 129V126L106 125V123ZM110 122V120H109V123H111ZM133 122H135L136 124H137V126H142V129L140 128H138V127H136V125L133 123ZM138 122H140L139 124H138ZM1 123V121H0V124L2 125H0V129L1 130H3L1 127H5V125H3ZM6 123V125H8ZM25 122H23V123H21V124H24ZM29 124L28 123V125L27 126H31L32 127V125L33 124ZM63 123H65V125L63 126ZM96 123V126H97V122H95ZM102 123V122H101ZM109 123H107L108 125H109ZM126 123V124H125ZM15 125H11V126H7V128L5 127V129H7V130H10V128L12 127L13 128V126H14V130L12 129V131H14L15 132V134L17 133V134H19V133H21V130H20V132H19V129H21V128H19V127H21V126H23V125H21V124H19V122H18V125L16 124V123H14ZM26 124V123H25ZM25 124H24V126H25ZM43 124H44V128H46L45 127V124H46V122L44 123L43 122ZM58 124V125H59ZM71 124V123H70ZM69 124V125H70ZM83 124H84V122H83ZM87 124L89 125V123H86V126H87ZM91 124H90V126H91ZM157 126H156V125ZM16 125H17V128H16ZM69 125H67V126H69ZM78 125V124H77ZM93 125V124H92ZM98 125H100V124H98ZM19 126V127H18ZM27 126H26V128L24 127V130H22L23 132L21 133V134H24V132L26 133L28 130H27ZM36 126V125H35ZM54 126H55V128H54ZM72 126V127H71ZM70 127L71 128H73V124L71 125ZM90 126H89V129H88V127L86 128V129H88V131H87V135H86V133L84 134L83 132L84 131H80V132H82L84 135H82V138L80 137V136H78V134L80 133V132H78V130L77 129H75V127H76V125H75V127H74V130L75 131H73V134L74 133H76V130H77V136H75L76 138H78L79 139V137H80V140H83V136H85L86 137V139H88L89 137H90V135H88V133H90L89 131H90ZM94 126V125H93ZM93 126H91V128L93 127ZM96 126H94L95 127V129L97 128ZM111 126H112V128L114 127L113 126V124H111ZM110 126V127H111ZM156 126V127H155ZM37 127V126H36ZM40 127V126H39ZM40 127V128H41ZM42 127V128H43ZM49 127V129H52V128H50ZM84 127V126H83ZM93 127V128H94ZM105 127H107V126H105ZM115 127V128H116ZM134 127H136V128H138L137 130L138 131H135L136 132V134L134 135V137L135 136H137V137H135L133 140H131V137L133 136V132H134V130H135V128ZM59 128V129H58ZM69 128V127H68ZM149 129V132L147 131L148 129ZM155 128H159L158 130H160V131H156L155 130ZM4 129V131H6ZM19 132H17L16 130ZM22 129H23V127H22ZM48 129V128H47ZM98 129V131L100 130V128L98 127L97 128ZM96 129V130H97ZM106 130H107V128H105ZM109 126H108V130H107V134L108 133H110V134H108V136L110 135V137H112L111 136V134H112V131H113V139H114V134H115V132H114V130H112V129H110V130H112V131H110V132H108L109 131ZM114 129V128H113ZM151 129V130H150ZM36 130V129H35ZM40 130V129H39ZM39 130L37 131L38 133H39ZM54 130H52V131H54ZM3 131V132H4ZM34 131V130H33ZM43 131V130H42ZM101 131V130H100ZM104 131V130H103ZM102 131V132H103ZM120 131H121V133H120ZM177 131V132H176ZM1 132V131H0ZM6 132H8V131H6ZM29 132H30V130L27 132L28 134H29ZM49 132V131H48ZM85 132H86V130H85ZM102 132H100V133H102ZM31 133H32V130H31ZM34 133V132H33ZM37 133V134H38ZM43 133H45V131L43 132ZM47 133V132H46ZM45 133V134H46ZM52 133V132H51ZM59 132H57L56 134H58ZM65 133V132H64ZM63 133V134H64ZM96 133V132H95ZM105 133H106V131H105ZM104 133V134H105ZM141 133V134H142ZM12 134H13V132H12ZM15 134H14V137H15ZM36 133H34V134H32V136L33 135H35ZM91 134V133H90ZM103 134V133H102ZM40 135H44V134H42V133H40ZM39 135V136H40ZM53 135V134H52ZM62 135V134H61ZM6 136H7V138H8V136L9 135H7L6 134ZM26 136V135H25ZM46 136L47 135H45V138H46ZM63 136V135H62ZM66 136V135H65ZM87 136H88V138H87ZM116 136H115V139H117L116 138ZM11 137H13V136H11ZM17 137V136H16ZM23 137H24V135H23ZM22 137V138H23ZM27 137H28V135H27ZM27 137H25L26 139H27ZM36 137V136H35ZM50 137L51 138H53L52 136H51V134H50ZM61 137V136H60ZM119 137H118V139H117V141L118 140H120L119 139ZM25 138H24V140H25ZM33 138H34V136H33ZM48 138H49V136H48ZM55 138V140H56V136L54 137ZM28 139L30 140V139H32V138H29L28 137ZM47 139V138H46ZM50 139V138H49ZM58 139V138H57ZM60 139V138H59ZM58 139V140H59ZM85 139V138H84ZM112 139V138H111ZM130 139V140H129ZM23 140V139H22ZM51 140H54V139H51ZM51 140H50V142H51ZM129 140V141H128ZM40 141V140H39ZM57 141V140H56ZM87 141V140H86ZM107 141H108V138H107ZM116 141V140H115ZM115 141H113V144H114V142ZM52 142H54V141H52ZM58 142V141H57ZM120 142V141H119ZM119 142H116V143H119ZM135 142V143H136ZM142 142V141H141ZM144 142H142V144L140 145V146H142L143 145V143ZM2 143V142H1ZM40 143H43V141L42 142H40ZM115 143V144H116ZM56 144V143H55ZM120 144V143H119ZM58 145V144H57ZM19 146V145H18ZM52 148H51V147ZM81 146V145H80ZM84 146V145H83ZM115 146V145H114ZM116 146H117V144H116ZM14 147V146H13ZM12 147V148H13ZM47 147V146H46ZM119 147V149H121V150H123L122 148H120ZM131 147H133V148H131ZM138 147V148H137ZM143 147H144V145H143ZM16 147H14L13 149H12V151H9L10 152V155L8 154V156L7 157H3L4 158V160H3V162H4V164H7V162H10L11 160H12V158H14V156H16L15 154L16 153H14L13 152V150L15 149ZM83 147H81V149L80 148H78V152H79V150L82 152V149ZM87 148V147H86ZM116 148V147H115ZM131 148V149H130ZM137 148V149H136ZM42 149V148H41ZM61 149V148H60ZM60 149H58V150H60ZM116 149H118V148H116ZM118 149V150H119ZM147 149L149 150V153H147ZM18 150V149H17ZM16 150V151H17ZM85 151H86V149H84ZM126 150H129V152H127ZM262 150H263V152H262ZM15 151V152H16ZM64 151V150H63ZM126 151V152H125ZM137 153H136V152ZM19 153H20V151H18ZM17 152V153H18ZM21 152H23V151H21ZM72 152V151H71ZM77 152V153H78ZM87 152V151H86ZM122 152V151H121ZM146 152V153H145ZM18 153V154H19ZM42 153V152H41ZM142 153H143V155H142ZM144 153H145V155H144ZM21 154H23V153H21ZM45 154V155H46ZM123 154V153H122ZM133 154V155H134ZM37 155H39V156H37ZM42 155H43V153H42ZM87 155V154H86ZM61 156H62V154H61ZM48 157L50 158V160L48 159ZM63 157V156H62ZM132 157V156H131ZM16 158V157H15ZM86 158V157H85ZM130 158V157H129ZM21 159V160H22ZM66 160V158L64 157L63 159H61V160ZM80 159V158H79ZM60 160V161H61ZM64 160V161H65ZM67 160H69V158H67ZM133 160V161H134ZM230 160V161H229ZM235 160H238V161H236V163L238 162L239 163V166L237 167V165H238V163H237V165H236V163H234L235 162ZM241 160H242V162H243V160H245V162H243V163H241V164H245L246 163V161L248 160V162L250 163V164H252V162H253V166H255L254 168H256V166L258 167V169H259V167L260 166H258V165H261V170H257V168H256V170L258 171V173L257 172H255V170H253L252 169V165H251V168L249 169L250 171L251 170H253V172H255L257 175H254V177L252 176V177H250V175L248 176L247 174H251V175H253L252 173H250V171L247 173V172H245V169L248 167V166H250V164L248 163L247 165V167L246 166H243V167H245L244 169H243V167L241 166V168H242V170H244V173H243V171L241 172L240 171V173H243V175L242 174H239V175H237L236 173H237V171L236 172H232V171H230L231 170V168H230V166L232 167V166H234L233 164H235V166H236V168L237 169H239L240 168V162H241ZM45 161V162H44ZM70 161V160H69ZM69 161H68V164H69ZM71 161H72V159H71ZM85 161V160H84ZM229 161V162H228ZM6 162V163H5ZM16 162V161H15ZM58 162H59V160H58ZM72 162H74V161H72ZM125 162V161H124ZM226 162H228V163H226ZM233 163V164H231V163ZM18 163V162H17ZM29 163V164H28ZM33 164V166L31 165V164ZM65 163H67V162H65ZM224 163H226V165L228 166L229 165V163L231 164V165H229V168H230V170L227 168V170H226V165L224 164ZM51 164V163H50ZM72 164V167L70 168V170H72L74 173H79V172H81L82 170H81V168H83V167H81V168H79V171L78 170H76L75 171V163H71ZM125 164V163H124ZM256 164V165H255ZM258 164V165H257ZM15 165V164H14ZM31 165V166H30ZM63 165H66V164H63ZM73 165H74V167H73ZM77 165V164H76ZM246 165V164H245ZM20 166H18V168L20 167ZM67 166V165H66ZM65 166V168H67ZM69 166V165H68ZM16 167V166H15ZM80 167V166H79ZM34 168H33V170H34ZM77 168H78V165H77ZM76 168V169H77ZM233 168V167H232ZM20 169V168H19ZM248 169V168H247ZM1 170V169H0ZM12 170V169H11ZM35 170H34V172H35ZM232 170H234L235 171V168L234 169H232ZM241 170V169H240ZM3 171V173H4V171L5 170H2ZM9 171V170H8ZM7 171V172H8ZM67 171H69V170H67ZM259 171H261L260 172V174H259ZM1 172V171H0ZM12 172V174H13V171H11ZM11 172L9 171V173L11 174ZM21 172V171H20ZM38 172V171H37ZM61 172V173H60ZM71 172V171H70ZM134 172V171H133ZM31 173V172H30ZM33 173V172H32ZM127 173H129V172H127ZM246 173V174H245ZM1 174H2V172H1ZM0 174V175H1ZM15 174H16V172H15ZM34 174V173H33ZM68 174V173H67ZM71 174V173H70ZM112 174V173H111ZM123 174V175H122ZM246 175V177L248 178L247 180H245V182H246V186H244L243 184L245 183H243L242 181H241V179L239 178V176L242 178V176H245ZM258 174L261 176L260 178H259V176H258ZM4 175H6V174H3V176ZM14 175V174H13ZM38 175V174H37ZM235 175V176H234ZM237 175V176H236ZM7 176V175H6ZM41 176V175H40ZM63 176H65V175H63ZM83 176V175H82ZM258 176V177H257ZM1 177V176H0ZM10 177V176H9ZM31 177V176H30ZM66 177V176H65ZM71 177V176H70ZM233 177L235 178V177H238L240 180H238V178H235V179H237L238 180V182L239 183H241L242 182V184H240V185H242V187L244 188H247V189H249V190H245L246 192H242V191H244L243 190V188L241 189H236V188H239L238 187V185L239 184H235V182H231V184L230 185H234L235 184V186H231L232 188L234 187V190H235V192L233 193V195L236 193V194H238V191H240V190H242V191H240V192H242V193H239L240 194V196L238 197V195H236L235 194V196L233 197V195L232 196H230L229 194H232V193H229V192H231V187H230V185H229V187H230V189H228L227 190V188H229V187H227L228 186V182H230L232 179H233ZM246 177L244 178V179H246ZM250 177V178H249ZM3 178V177H2ZM5 178V177H4ZM27 178H29V177H27ZM27 178H26V180H27ZM33 178L34 179H36V180H34V181H36V182H39V177H37L36 176V178L33 176V177H31V179H30V181H33ZM64 178V179H63ZM257 178H258V180H257ZM9 179V178H8ZM39 179V180H38ZM75 179V178H74ZM6 180V179H5ZM10 181H11V178L9 179ZM26 180H24V182L26 181ZM38 180V181H37ZM237 180H235V181H237ZM262 180H264V179H262ZM0 181H1V179H0ZM3 181V180H2ZM8 181V180H7ZM29 181V182H30ZM68 181H70V180H68ZM102 181V180H101ZM14 182V181H13ZM35 182V183H36ZM104 182V181H103ZM102 182V183H103ZM107 182V181H106ZM238 182H236V183H238ZM253 182H251V184L253 183ZM264 182V181H263ZM28 182H26V184H27ZM35 183H34V186H36L35 185ZM73 183V182H72ZM255 183V182H254ZM253 183V184H254ZM257 183V182H256ZM262 183V182H261ZM260 183V184H261ZM2 184H4L3 182H2ZM2 184H1V187H2ZM31 184V183H30ZM70 184V183H69ZM250 184V185H251ZM252 184V185H253ZM260 184H259V186H260ZM262 184H264V183H262ZM6 185H8V184H6ZM32 185V184H31ZM39 185V184H38ZM39 185V186H40ZM64 185H67V182H66V184H64ZM72 185V184H71ZM74 185V184H73ZM26 186H28V184L26 185ZM33 185H32V187H34ZM237 186V187H236ZM259 186H257V187H259ZM8 187V186H7ZM6 187V188H7ZM10 187V186H9ZM28 187H31V186H28ZM66 187V186H65ZM64 187V188H65ZM69 187V186H68ZM67 187V188H68ZM236 187V188H235ZM4 188V189H3ZM3 188H0L1 190H0V194H2V190H5V187L3 186ZM23 188V187H22ZM27 188V187H26ZM35 188V187H34ZM98 188V187H97ZM36 189V188H35ZM48 189V188H47ZM50 189V188H49ZM34 190V189H33ZM66 190V189H65ZM71 190V189H70ZM84 190H88L87 189V187H84ZM89 190H90V188H89ZM88 190V191H89ZM92 190V189H91ZM2 191V192H1ZM6 191V190H5ZM4 191V192H5ZM35 191V193L37 192L36 190H34ZM64 191V190H63ZM66 191H68V190H66ZM86 191L84 192V195H86ZM87 191V192H88ZM229 191V192H228ZM237 191V192H236ZM19 192V191H18ZM79 192H81V191H79ZM37 193V195H40V194H38ZM43 193V194H44ZM60 193H62V194H60ZM69 193H71L72 194V192L71 191H69ZM76 193V192H75ZM89 193H91V191H89ZM229 193V194H228ZM42 193H41V195L40 196H42L43 195ZM68 194V193H67ZM78 194V193H77ZM228 194V195H227ZM249 194V195H248ZM68 195H70V194H68ZM82 195H83V193H82ZM243 195V197H241ZM63 196V197H62ZM71 196H77L76 194H73V195H71ZM70 196V197H71ZM78 196H80L79 194H78ZM77 196V197H78ZM228 196L229 197H232V199H236V201L235 200H232L231 198V200L229 201V202H231V203H226V202H228ZM0 197H2V195H0ZM237 197L238 198H241V200H237ZM6 198L7 197H4V199L2 198V200H0V201H5L6 200ZM38 199H39V197H37ZM46 198L48 199V200H46ZM84 198V199H83ZM228 198V199H227ZM9 199V198H8ZM10 199H14V198H10ZM78 199V200H77ZM81 199V200H80ZM226 199V200H225ZM40 200V199H39ZM9 201H11L12 202V200H9ZM14 201V200H13ZM75 203H74V202ZM224 201H226V202H224ZM235 201V202H234ZM2 203V202H1ZM7 203H8V201H7ZM7 203H5V204H7ZM26 203V202H25ZM223 203H225V205L223 204ZM234 203V204H233ZM245 203V204H244ZM243 206H242V205ZM32 205V204H31ZM240 205L242 206V208H240ZM0 207H2V206H0ZM3 207H4V205H3ZM7 207V206H6ZM5 207V208H6ZM34 207V206H33ZM232 207V208H231ZM5 208H4V210H3V208H1V212H0V214H4L3 212L5 211ZM41 208H43V210L44 211H42L41 210ZM236 208H238V212H239V210L241 211V213L238 215V212H237V216H232L233 215V211H235L236 210ZM3 210V211H2ZM6 210L8 211V210H12V209H10V208H6ZM16 210V209H15ZM20 210L22 211V208H20ZM19 210V211H20ZM35 210V211H34ZM10 211H9V213H10ZM13 211H14V209H13ZM16 212V211H15ZM45 212V213H44ZM43 213H44V215H43ZM10 214H12V213H10ZM34 214V215H33ZM42 214V215H41ZM5 215L7 216V218H9V219H11V217H9V216H14V212H13V214L12 215H9V214H7V213H5ZM9 215V216H8ZM20 215H22L21 213H20ZM3 216V215H2ZM6 216H3L2 218H4V217H6ZM17 217V216H16ZM230 217H231V219H230ZM7 218H5V219H7ZM260 218V219H261ZM9 219H7V221L9 220ZM25 218H23V220H24ZM28 220H32V222L34 223H32L31 221V223L29 222L28 223ZM230 220V221H229ZM249 220H252L250 223H248L249 222ZM2 221H4L3 219H2ZM10 221V220H9ZM18 221H20V220H18ZM227 221H229V224H230V226L227 228L228 230L227 231H233V232H231V235H230V233H226V232H223V233H225L226 235L225 236H227V238H225V236H224V238H223V235L222 234H220V236H216V235H218V234H215V233H217V229L218 230H220L221 229V227H223V226H225V224L224 223H227ZM246 221H248L247 222V225H246ZM255 221V222H254ZM5 222V221H4ZM13 223V224H12ZM224 224V225H223ZM229 224H227V225H229ZM4 225H6V224H4ZM222 225V226H221ZM226 225V226H227ZM5 227V226H4ZM220 227V228H219ZM245 227V228H244ZM226 228V227H225ZM224 228V229H225ZM230 228V229H229ZM257 228V230H261L262 231V229H258ZM1 230V229H0ZM191 230H192V232H191ZM223 230V229H222ZM248 230H250V231H248ZM3 231H0V234H2L3 235ZM216 231V232H215ZM226 231V230H225ZM260 231V232H261ZM263 231H264V229H263ZM191 232V233H190ZM220 232V231H219ZM218 232V233H219ZM241 232V231H240ZM252 232V231H251ZM245 233V234H246ZM257 233H259V231H257ZM263 233V232H262ZM212 234H215V239L213 238V239H211L210 237L212 236ZM236 234V235H235ZM239 234V233H238ZM245 234L243 235V234H241L240 236H241V238L243 237L244 238V236H245ZM248 234V233H247ZM259 235H262V234H259ZM5 236V235H4ZM222 236V237H221ZM1 237V236H0ZM264 237V236H263ZM2 238V237H1ZM6 238V237H5ZM248 238V237H247ZM254 239V238H253ZM208 241V242H207ZM230 241V240H229ZM242 241V240H241ZM253 241V240H252ZM0 243H1V240H0ZM224 243V242H223ZM231 243V242H230ZM230 243H228V244H230ZM234 244H235V242H233ZM232 243V244H233ZM250 243V242H249ZM248 243V244H249ZM222 244V243H221ZM231 246V245H230ZM238 246V245H237ZM248 246V245H247ZM255 246V245H254ZM234 247V246H233ZM263 247H264V245H263ZM263 247L261 248V249H263ZM0 248V249H1ZM239 248H241V249H243L242 247H239ZM238 248V249H239ZM202 249V250H201ZM235 249V251H237L238 249L237 248H234ZM237 249V250H236ZM240 250V249H239ZM264 250V249H263ZM263 250H261V251H263ZM1 251V250H0ZM233 251V250H232ZM4 252H6V253H4ZM238 252V251H237ZM264 252V251H263ZM228 253H230V252H228ZM235 254V253H234ZM238 255V254H237ZM5 259H6V255L4 256V255H2ZM257 257V256H256ZM259 259V258H258ZM8 260H7V262H8ZM2 262L3 261H0V264H2ZM6 262V260L4 261V264H6L7 263ZM241 262V261H240ZM257 262V261H256ZM10 264V263H9Z\"/></svg>","mask_w":264,"mask_h":264},{"label":"rangeland","instance_id":"rangeland-1","mask_svg":"<svg viewBox=\"0 0 264 264\" xmlns=\"http://www.w3.org/2000/svg\"><path fill=\"white\" fill-rule=\"evenodd\" d=\"M8 1V2H7ZM40 1L41 0H0V45L2 46V47H0V82L2 83H0V88H2V90L4 89L3 87L6 85L7 87H8V89L11 87V89H15L14 91H9V92H6V90H8V89H4L3 91H5L4 93H5V95L7 94V93H9V94H11V95H6V97H7V99L9 98L10 99V97L11 98H15L16 96H18V93L17 92H27L28 90H30V92H32V94L30 95V92L28 91L27 92V94H28V99H30V96H32L33 94H35V88L37 87V84L36 83H38L39 85H40V88H41V90L37 87L36 89L37 90H40V91H37L38 92V95L37 94H35L36 96H34V97H38L37 99H38V101L39 102H41L40 100H42L43 98H45L46 99V97L45 96H49V94H46V95H44L45 93H47V91H49L50 89H53V88H47V86L48 87H50V86H53L54 84H55V87L57 86L58 88L62 85V84H64L65 85V83H63L64 81H66L67 80V78H68V80L70 79V83H71V80H74L75 81V83H71L72 85H70L69 84V82H68V80H67V85H65V87L67 86V87H69V86H71V87H69V89L70 90H74V93L73 94H70L71 92H70V90H68L69 91V94L65 91V90H63V89H65V87H64V85H62L61 86V89L60 90H63V91H65V92H63L62 91V93L64 94L63 96L64 97H62L61 95H62V93H60L59 94V92H61L60 90H58V93L57 92H54V93H56V94H58V95H60V96H58V95H56V94H54L53 93V90H51L52 91V96L51 97H53L52 99H55V102L54 103H52V102H49V101H51V98L49 99V97L47 98V99H49V101H47V99H46V101L47 102H49V103H47L46 101L44 102L43 100H45V99H43L42 100V102H44L45 104L47 103V104H51V106H47V104H46V107L47 108H49L50 109V107H51V109H50V111H52V112H50L49 111V109H47V108H45V107H43V109L42 110H48L49 111V113H53V114H56V113H58L55 109H57L58 110V107L60 106V105H58V103L61 101L60 99H61V97L62 98H64L62 101V103H61V107L62 106H64V107H68V105H69V103H70V101H73V103L71 102V104H73V106H71V110L73 109L72 107H74V106H76V102H79L78 103V105H77V107H74V108H77V113H76V111L74 110V113H76V117H79V116H81V118L83 119L85 116H86V114L88 115V116H90V120H91V122H93L94 121V123H92L94 126H96V123L95 122H97L98 123V121H99V116L101 117V118H105L107 115H106V113H104L105 114V116L103 115V113H98L99 111H100V109H102L103 108V106L104 107H106V106H109V104L107 105V104H104V103H106V101H107V103L108 102H110V105H111V102H112V104H114L115 102H117L118 103V101L117 100H119V103H118V106H116L115 104V106H116V108L118 107V108H120V104H125L126 106H127V104H130V102H132L130 105H132L131 107L128 105V107H129V109L131 108V111H129V110H127L128 112H132V110H133V112L135 111L136 112V110H138L137 111V114L135 113V115H137L136 116V118H135V122L137 123V120L138 121H140L138 118L140 117V119H141V114H142V118L143 117H148V119L147 118H143V119H141V121H143L144 123H145V121H144V119L145 120H151L152 118L154 119L155 117V119H159L160 118V116L164 113V112H161V111H159V110H157V112H158V114H156L155 112H156V110H155V106L157 105L155 102H157V103H160V109H161V107H162V105H163V107L164 106H166V110L164 109V111H165V113H166V111H167V109H169L170 107L169 106H167V105H173V107L174 108H176L177 106L176 105H178V107L177 108H185V106L188 104V102L192 99L191 97H193V99L191 100V102L194 100V99H196L197 97H195L194 98V96H195V94L197 95V93H201V94H203V92L201 91L202 90V87L200 88V86H199V84L198 85H196L195 83V81H197V82H201V83H204V82H202V81H199L198 79H202L203 77L206 79V81L205 82H207V74L206 73H204L203 74V77H202V74H200L201 72H202V67H204V65H206V64H204L203 62L205 61V60H207V61H205L206 63L208 62V57L210 56H206V55H208V54H210V53H212V56H210V58L212 59V57L213 58H215V56H213V55H215V53L218 51L217 49H221V47L222 46H218V48L216 47L218 44H220V42H222V40H220L219 41V39H220V37H219V39H217L218 40V42L217 41H215L216 39H213L212 40V37H214L215 38V36H217L216 34L218 33L217 31H216V29H215V31H216V33L215 32H211V30L212 29H214V28H212V29H210V28H205L206 27V24H205V27H204V24L202 25L201 24V21H200V19H195V18H198V17H200L199 15H201L202 14V12L204 11L203 9H204V6L206 5L205 3L208 1V0H203L204 1V4L201 2V0H200V2L201 3H198V2H196L197 0H189V1H191L190 3H189V1L188 2H186L187 4H185L186 6L184 7V4L182 3L183 2V0H182V2H179V3H181V4H183V5H179V3L176 5V4H174L173 5V3H174V1L172 0H110V2H112V3H117V1H119L118 3H117V7H123V5H125L124 7V9H125V12L123 13L121 10L119 11L118 9L119 8H117V10L115 9L116 8V6H115V4H114V6H111V3L109 2V0H100L101 2H104V4L106 5H108V6H110V9H108L109 7H107L106 8V6L103 4V3H101L100 1H98V0H83V2L84 3H82V0H59V2H58V0H56L57 1V3L59 4H57L58 6L57 7H59L58 8V10H57V12H56V4H54L53 2L55 1V0H53V1H49V0H46L47 1V3L48 2H50V6L51 7H53V5H55V7H54V9H52L51 8V10H50V7L49 6H47V8H48V10H46V4L44 3V5H40ZM45 1V2H46ZM60 1H62L63 2V4L67 7V9H68V5H69V1H70V5H69V10L68 11H70L69 13H68V11L66 10V7L63 5L62 7L60 6L62 3L60 2ZM65 1V2H64ZM67 1H68V4H67ZM80 2V3H76V2ZM105 1L107 2V3H105ZM124 1V2H123ZM126 1L128 2V3H126ZM168 1H171V2H169L168 3ZM179 1V0H178ZM177 1V2H178ZM199 1V0H198ZM213 1H214V4H213ZM213 1H211V0H209V3L207 2V7L209 6H211L212 4V6H213V8H214V10L216 9L217 10V7L220 9L222 6L219 4V6H215L214 7V5L216 4V2H215V0H213ZM42 2V1H41ZM97 4H96V3ZM99 2V3H98ZM121 2V3H120ZM123 2V3H122ZM133 2H135V3H133ZM141 2V3H140ZM168 4H167V3ZM175 2H176V0H175ZM176 2V3H177ZM22 3V4H21ZM51 3H53V4H51ZM56 3V2H55ZM66 3V4H65ZM71 3H72V5H74V4H79V6H77V5H75V6H73L72 7V5H71ZM144 3V4H143ZM165 3V4H164ZM193 3V4H192ZM211 3V5H209ZM42 4H43V2H42ZM47 4V5H48ZM87 6V7H85V5ZM94 4L96 5V6H98V10L100 9L99 7H101V5H102V10H100V11H98L97 10V8H95L94 10H93V7H96V6H94ZM99 4V5H98ZM121 4V5H120ZM141 4V5H140ZM146 4V5H145ZM164 4V6L166 5V7H162V5ZM190 6H189V5ZM195 4V5H194ZM15 5H19L18 6V8L15 6ZM81 5V6H80ZM83 5V6H82ZM92 6V8H91V6ZM113 5V4H112ZM120 5V6H119ZM133 7H132V6ZM134 5L136 6V7H134ZM149 7H148V6ZM158 5V6H157ZM161 5V6H160ZM172 6V9H170L171 7H169V6ZM197 5L199 6L200 5V7H201V9H202V7H203V11L198 7L197 8ZM202 5V6H201ZM2 6V7H1ZM37 6H39V7H37ZM41 6H43V8L41 7ZM104 6H105V8L106 9H104ZM138 6H140L141 8V14H142V17L140 18L138 15H137V13L138 12H136L138 9H139V7ZM143 6L145 7L144 8V11H145V14H143L144 13V11H142L143 10ZM146 6L148 7V8H146ZM155 6V7H154ZM173 6H174V8H173ZM212 6H211V8H212ZM24 7V8H23ZM75 7H78V8H75ZM84 7V8H83ZM91 9L90 11H89V8ZM115 7V8H114ZM127 7V8H126ZM133 8V10H135V13H136V15L137 16H132V14L131 13H133L134 15H135V13H134V11L133 12H129L132 8ZM161 7V8H160ZM180 7V8H179ZM189 7V8H188ZM194 7V8H193ZM197 9H196V8ZM206 6H205V10H209V9H211V8H207ZM17 8V9H16ZM32 8V9H31ZM41 8V9H40ZM56 8V9H55ZM62 8H64V17L63 18H65V15L67 14V16L68 15H71L72 16V12H74L73 13V16H72V18H77L78 17V19H76V20H74V19H71L70 21L67 19V18H69V17H66V20L67 21H64V22H67L68 23V21L69 22H72L71 24L72 25H75L76 27H74V26H72L70 23H68V25L70 24L71 26H69L70 27V29H68L69 27H68V25L66 24H63V25H65V27L62 25V16H60V13H61V11H62ZM74 8V9H73ZM129 8H131V9H129ZM137 10H136V9ZM153 8V9H152ZM156 8H158V9H156ZM160 8V9H159ZM166 8V9H165ZM176 8V9H175ZM183 8V9H182ZM184 8H186V9H184ZM191 8H192V11H193V9H194V11L193 12H195L196 10L198 11V9H200L199 11L201 12V14H199V13H196L195 12V15H197V16H195V15H193L194 13L193 12H191L190 10H191ZM207 8V9H206ZM213 8H212V10H213ZM15 9V10H14ZM46 10L45 12H46V14H44L45 12L43 11V10ZM59 9H61V10H59ZM75 9H77L76 11H75ZM82 9V10H81ZM85 9V10H84ZM108 9V10H107ZM113 9H115L116 10V12H115V10H114V13H113ZM121 9V8H120ZM124 9L122 8V10L124 11ZM127 9H129V11L127 12ZM164 9V10H163ZM190 9V10H189ZM54 10V11H53ZM72 10V11H71ZM104 10H107V11H109L110 12V14H111V17H112V15L114 14L115 15V13H117L116 14V17L115 16H113V18H111V17H109V15L107 14L108 12L107 11H104ZM112 10V11H111ZM150 10H153V11H150ZM159 11V13L158 12H156V11ZM186 10V11H185ZM188 10L190 11L189 13H190V16H191V14H192V16L190 17V16H188L187 15V13L186 12H188ZM230 10H232L233 11V8H231ZM43 11V12H42ZM47 11L49 12V13H51L50 11H53L52 13H56V15H59L58 17L59 18H61L60 20H59V18H58V22L60 21V23L59 24H61V26L60 25H58L59 27H62L63 29H65V31L62 29V32H61V28H59V27H55L57 24H58V22H57V17L55 16H53V15H49L48 13H47ZM58 11H59V13H58ZM63 11H62V13H63ZM79 11V12H78ZM80 11H82L81 13H80ZM83 11H85V14L86 13H90V14H87V15H89V17L87 16V15H84V12ZM88 11V12H87ZM91 11H93V12H91ZM95 11V12H94ZM132 11V10H131ZM139 11V10H138ZM211 11V10H210ZM13 12H15V13H13ZM143 12V13H142ZM157 14H156V13ZM164 12V13H163ZM172 13V14H174L173 15V20H168L169 22V26H168V24L164 27L165 29H167L168 30V28H167V26L169 27V30H168V32H166L167 30H164L163 29V27H161L160 25H162V26H164L166 23L165 22H167V15H168V17H169V19L171 18L170 17V15H172V14H170V13ZM177 12H178V15H175V14H177ZM209 11H207L206 13L205 12H203L204 14H208V15H210L209 13H208ZM239 12V11H238ZM236 13L238 16V18H237V20L238 21H240L241 19H242V16L240 17V14L239 13ZM12 15H11V14ZM17 13V14H16ZM22 13V14H21ZM49 15V17L50 16H53V17H51V18H49V17H47V16H45L44 18L42 17L43 15ZM80 13V14H79ZM82 13H83V15H82ZM93 13H94V15H93ZM118 13H120V14H128V15H126V18L128 19V20H126V18H123L122 17V15H119ZM151 13H152V15H153V17H150V16H152L151 15ZM165 13H166V18H165ZM180 13V14H179ZM186 13V15L187 16H180V15H183V14H185ZM188 13V14H189ZM16 15V17H12V16H15ZM19 14H21V15H19ZM77 14H78V16H77ZM129 14H131V15H129ZM154 14L156 15V16H154ZM204 14H202V15H204ZM235 14V15H236ZM62 15V14H61ZM91 15V16H90ZM144 15V16H143ZM158 15V16H157ZM161 15H163V17H164V19L162 18V16ZM206 15H204V16H206ZM20 16V17H19ZM75 16H77V17H75ZM117 16H118V19H117ZM124 16V15H123ZM129 16H131L130 18H129ZM160 16V18L158 19V17ZM174 16H175V18H174ZM176 16L178 17V20H176L177 18H176ZM180 16V17H179ZM85 17V18H84ZM88 17V19H86ZM93 19H92V18ZM120 17V18H119ZM123 19H122V18ZM184 17V18H183ZM186 17H190L191 18V20H190V18H187V19H185ZM194 17V18H193ZM207 17H209V16H207ZM205 18V19H203V22L202 23H204L205 21L207 22V21H209V19L208 18ZM12 18V20H11V22H10V19ZM71 18V17H70ZM69 18V19H70ZM80 18V19H79ZM81 18H82V21H81ZM133 18V19H132ZM151 18H153V19H151ZM183 18V19H182ZM203 17L201 16V19H202ZM90 19V20H89ZM97 19H99V20H97ZM111 21H110V20ZM113 19V20H112ZM166 19V20H165ZM175 19V20H174ZM188 22V24L190 23V21H191V23H190V25H187V23L185 22V20ZM189 19V20H188ZM207 19V20H206ZM240 19V20H239ZM7 20V21H6ZM33 20V21H32ZM52 20V21H51ZM63 20H65V19H63ZM77 20H79L80 22H78ZM86 20H88V23H86ZM91 20H93V21H91ZM95 20V21H94ZM163 20V23L162 22H160V21H162ZM193 20H196V22L198 21L199 22V24H200V28L198 29V28H196V26H197V24L198 23H193L192 24V21ZM205 20V21H204ZM44 21V22H43ZM77 21V22H76ZM84 21H85V23H84ZM151 21V22H150ZM165 21V22H164ZM170 21H172V22H170ZM178 23L179 21H181L180 23H181V25H182V27L184 28V26H183V24H185V26L187 25V27L189 28V30H188V28H187V30L184 28H179L178 26V24L176 23V22ZM182 21H183V23H182ZM89 22H91L90 24H89ZM120 22V23H119ZM155 22V23H154ZM158 22V24L156 25V23ZM185 22V23H184ZM49 23V24H48ZM81 25H80V24ZM82 23H84V25H82ZM122 23V24H121ZM140 23V24H139ZM150 23V24H149ZM173 24V29L174 28H176L177 29V27L180 29V33L181 34H179V31H175V29H174V31L175 32H173V30H172V25L171 24ZM174 23H176L175 25H174ZM88 24V25H87ZM111 24V25H110ZM120 24V25H119ZM144 24V25H143ZM152 24H154L153 25V27L154 26H156V29H154V31H157V26H159L160 28H158V29H160L161 31L159 32L160 33V35L158 34L157 36L154 34L155 32L154 31H152V30H150L151 28V26H152ZM160 24V25H159ZM194 25V26H192V25ZM198 24V25H199ZM207 24H209V23H207ZM149 25H151V26H149ZM201 25H202V27H201ZM210 25H212L211 23L207 26V27H209ZM45 26V27H44ZM66 26H67V28H66ZM77 26H80V27H77ZM83 26H86V27H83ZM88 26V27H87ZM134 26V27H133ZM177 26V27H176ZM195 27L194 29H196L197 31H195L194 29H190V27ZM213 26V25H212ZM43 27H44V29H43ZM72 27H74L73 29H71ZM126 27V28H125ZM149 27V28H148ZM171 27V28H170ZM181 27V26H180ZM191 27V28H192ZM198 27V26H197ZM214 27V26H213ZM76 28V29H75ZM149 29L150 30V34L152 35V37H154L155 36V40L156 41H158L159 39H158V37H161L162 38V36H161V33H162V35H164L163 36V39H161V43L163 44V43H165V42H167V47H168V49L166 48V47H164L165 49H167V53H165L166 54V56H167V54L169 53V51H170V55H172V56H169V57H171L170 59H169V57L167 58V57H165V54H164V57H163V55H162V53H161V55H162V57H161V55H158V54H154L153 55V53H151V54H149L148 55V57L146 56V58H144L145 59V61L146 60H148V58H150L151 57V63H153L154 62V60H156V59H158V57H161V62H159V61H157L156 60V62H155V64H160V68L161 69H163L164 68V66L163 65H165V68L163 69V72H162V70L159 68L158 69V67H157V65H155L154 63H153V65H152V67H150V71H149V68H148V71L149 72H152V73H150V74H152V76L154 77V76H158L156 79V81H157V83H160L159 81L162 79V78H165L166 79V81H165V79H163L164 81H165V83H167V85L170 83V85H172V87H173V89H174V86H176V84H177V86H178V84H179V86H178V88L180 87L182 90L184 89V93H186V92H188L187 93V95H185L183 92V94L182 95H184V96H186V98L188 99V97L189 96H191V94L194 92H192L191 94H190V91H186L185 89L186 88H182L183 86H185L186 87V85L184 84V81H186L187 79L186 78H189V77H192V76H194V77H196L197 79L195 80V81H193V79H195L194 77H193V79L191 78V81L192 82H194V84L197 86H191L192 85V83H190L188 80V82L187 83H190L189 85L190 86H188V84H187V88L190 90V89H194L195 90V92H194V95L192 94V96L190 97L191 99L187 102L186 101V103H185V97L184 96H182L181 97V95L180 96H178V97H180V98H183L184 100H183V103L181 102V101H178V100H182V99H180V98H178L177 99V97H176V99H174L175 98V96L176 95H179V94H181L180 92H181V90H176L175 91V93H172V92H174V90H169L168 88L170 87V89H171V86L169 85V86H167V85H165V87H164V85L162 86L161 84H160V86H162V88L163 89H165V90H163V89H159L157 86H159V84H157V83H155L156 81H155V79H154V81L155 82H153V83H155L157 86H155V88H156V90L157 89H159L156 93L158 94V96H156L157 94L155 93V88L153 87V85H155V84H151L152 82L151 81H153L152 80V76H149V75H147V74H149V73H147L146 71H144L143 69H142V71L143 72H146L147 74L146 75H144V73L143 72H141V71H138V74L139 73H143L142 75L140 74V77L141 78H148V80L147 79H145L146 81H141L142 83H144V84H146L145 82H150L149 84H150V86H149V88H148V86H147V88L145 87V86H143V87H145V88H143L142 87V83L140 82V84L139 83H134V81L132 82V80L131 79H135V78H137V79H140L139 78V75L137 74V76H135L133 73L134 72H136V70H138L139 68H140V70H141V67H142V65H144L143 64V62L141 61V62H136L135 60L137 59V61L139 60L140 61V59H139V57L138 56H130L128 53H127V47L126 46H130V45H125V44H130V42H131V44L133 43H135L136 41H134V40H137V41H139L138 39L140 38V39H142V41H139L138 43H144L143 41H149V40H145V38H144V36L146 35L147 36V33H149L148 31L149 30H147L146 31V29ZM216 28V27H215ZM58 29V30H57ZM66 29L68 30V31H66ZM83 29V30H82ZM115 29V30H114ZM153 29V28H152ZM205 29H206V31H210V36H211V42L212 41H214V42H212V43H218L217 45H215V48H216V51H215V49H214V51L212 50L213 49V47L212 46H214L213 44H210L209 43V39H208V34H206V33H209V32H206L205 31ZM207 29H210V30H207ZM48 30V31H47ZM58 32H57V31ZM76 30V31H75ZM102 30V31H101ZM107 30H109V31H107ZM170 30H172V31H170ZM178 30V29H177ZM181 30H182V32H181ZM186 31V32H184V31ZM194 30V34H195V32L196 33H198V31L199 30H201V31H199V33H198V35H196L195 34V36L197 37V36H199V34H200V36H199V38H198V41H197V38L193 35V32L192 31ZM218 30V29H217ZM50 31V32H49ZM73 31V32H72ZM190 31V32H192V36L191 37H193V38H191L190 36H189V39L190 40H188L189 41V43L191 44V45H188L189 43H185V42H187V41H183L184 39H186L187 40V38H188V36H186V34L188 33V32ZM202 31H204V35L203 36H205L204 38L206 39H203V37L201 36L203 33H202ZM214 31V30H213ZM219 31V30H218ZM45 32L47 33L46 35H45ZM64 32V33H63ZM68 32H71V33H68ZM154 32V33H153ZM165 32V34H169V33H171L170 34V37H169V35L167 36V37H169L170 38V40H169V42L172 40V39H175L174 38V36H178V35H176L175 33L176 32H178L177 34H179V35H181V37L183 38L184 36L186 37V38H183V40L182 39H180V40H182L183 42H184V44H183V42L182 41H180V42H182L181 44L182 45H184V46H182L181 44H179L180 42L179 41H176V40H174V41H176L175 43L179 46H177V45H174L173 47H172V45H173V43H174V41L172 40L170 43L167 41V37H165L166 35L165 34H163ZM189 32V33H190ZM201 32V33H200ZM58 33V34H57ZM81 33V34H80ZM145 33V34H144ZM184 33H185V35H184ZM212 33H213V36H212ZM215 33V34H214ZM220 33V32H219ZM5 36H4V35ZM49 34V35H48ZM68 34H70V35H68ZM144 34V35H143ZM174 34V35H173ZM48 35V36H47ZM60 35V36H59ZM78 35V36H77ZM149 35V34H148ZM184 35V36H183ZM188 35V34H187ZM215 35V36H214ZM218 35H220V34H218ZM3 36H4V38H3ZM7 36V37H6ZM13 36V39L11 38ZM45 36V37H44ZM55 36V37H54ZM64 38H63V37ZM143 36V37H142ZM145 36V37H146ZM171 36H173L172 38H171ZM209 36V37H210ZM2 37V38H1ZM9 37V38H8ZM30 37V38H29ZM35 37V38H34ZM42 37V38H41ZM53 37L55 38V39H53ZM56 37H57V39H56ZM68 37V38H67ZM149 37H151V36H148V39H149ZM194 37H195V41H194ZM202 37V38H201ZM207 37V38H206ZM222 37V36H221ZM39 38V39H38ZM52 38V39H51ZM60 38H62V39H60ZM90 38V39H89ZM121 38V39H120ZM144 38V39H143ZM147 38V37H146ZM165 38V39H164ZM168 38V39H169ZM178 38V40H179V38L180 37H177ZM216 38H218V36L216 37ZM8 39V40H7ZM36 39V40H35ZM51 39V40H50ZM100 39V40H99ZM111 39H112V41H111ZM158 39V40H157ZM192 39H193V43H192ZM199 39L201 40V41H199ZM204 41H203V40ZM222 39V38H221ZM7 40V41H6ZM19 40V41H18ZM29 40V41H28ZM38 40V41H37ZM96 40V41H95ZM105 40V41H104ZM154 40V39H153ZM208 40V41H207ZM22 41V42H21ZM24 41H26V42H24ZM81 41V42H80ZM163 41V42H162ZM203 41V42H202ZM14 42H15V44H14ZM16 42L18 43V44H20V45H16ZM29 42H31L30 44H29ZM34 42V43H33ZM40 42V43H39ZM54 42V43H53ZM92 42V43H91ZM160 42V41H159ZM195 42H197V43H199V42H202V43H204L205 42V44L207 45V44H209V45H211V46H208V47H210V48H207V47H205V45H203L202 43V46H201V44L199 43V45L201 46V47H203V49H205V50H203L204 51V53H205V56L207 57V59L206 58H204L205 60H202L203 58L202 57H205V56H202L201 57V55H202V53H203V51L201 50V55H200V52H199V54L198 53H194V51L196 50V51H198V49H194L193 47L194 46H192V44L194 45V43ZM208 42V43H207ZM5 43H7V44H5ZM24 43V44H23ZM26 43H28V44H26ZM38 43V44H37ZM44 43V44H43ZM62 43V44H61ZM171 43H172V45H171ZM174 43V44H175ZM197 43L195 44V45H197ZM132 44V45H133ZM137 43H135V45H136ZM170 44V45H169ZM30 47H29V46ZM86 45V46H85ZM165 44H164V46H166ZM188 45V47L189 46H192V47H189L190 49V51L192 50L191 48H193L194 50H193V52L191 51V53L189 52V50H188V52L191 54H189V59L191 60L192 59V57L194 58V56H198V57H195L194 59H193V61L196 59L197 60V58H198V60L197 61H199V60H201L202 62H198V63H201V64H197V61H194L195 63H192L189 59H188V57H187V59H188V62L190 61L193 65H195V64H197L198 66L199 65H202V64H204L202 67H200L201 68V70H200V68L198 69V66H196L197 67V69H195L196 67L194 66V69L192 70V69H190V75H192V72H193V75L192 76H190L189 74H187V75H185V71H183V69L185 70V67H187L186 68V70H188L189 71V67L187 66L188 65V62L185 64L184 63V66H182V63L185 61L186 62V56L188 55V53L187 52H185L184 54H186V55H184L182 52L183 51H187L186 50V46ZM221 45H223V43L221 44ZM8 46V47H7ZM169 46H171L170 48H169ZM176 46V47H175ZM180 46H182V47H180ZM198 46V45H197ZM32 47V48H31ZM119 48V47H121V48H119V49H117V48ZM176 48L177 49V51H175V53H172V52H174V50L172 51V49L173 48ZM179 49H178V48ZM187 47V48H188ZM225 47V46H224ZM224 47H223V49H224ZM5 48V49H4ZM89 48H91V49H89ZM115 48V49H114ZM174 48V49H175ZM184 49L185 48V50H183L182 51V49ZM195 48H199V46L198 47H195ZM212 48V49H211ZM28 49V50H27ZM84 49V50H83ZM89 49V50H88ZM92 49L93 50H95V52H98V55H97V53H95L94 51H92ZM170 49V50H169ZM175 49V50H176ZM200 49H202V48H199V50ZM210 49V50H212L213 52H211L210 50L208 51V50ZM219 49V50H220ZM223 49H221L220 51H218L217 53H218V55H221L222 54V52L221 51H224ZM7 50H9V51H7ZM87 50V51H86ZM119 50V51H118ZM124 51V52H120V51ZM126 50V51H125ZM178 50H181L180 51V53H181V55H182V57H184V58H182L181 57V59H180V57L178 56V55H180L179 54V51ZM82 51V52H81ZM114 51V52H113ZM172 51V52H171ZM195 51V52H196ZM206 51V52H205ZM9 52V53H8ZM86 52V53H85ZM90 52V54H88V53ZM93 52L95 53V56L97 55L98 57H99V59H97V57H95V56H93L94 54H93ZM113 52V53H112ZM165 52V51H164ZM177 52H178V54H177ZM83 53V54H82ZM92 53V54H91ZM102 54V57H101V55L99 56V54ZM110 53V54H109ZM117 53H118V55H120V54H122L123 53V55L121 56V57H127V55L132 59V60H129L130 58L128 57V60H126L125 61V59H127V58H121V57H119L118 55H117ZM172 53V54H171ZM198 54V55H192V54ZM203 53V54H204ZM208 53V54H207ZM221 53V54H220ZM74 54V55H73ZM84 54H86V56H87V54L89 55V56H87L86 58H88L89 57V63L90 64H88V65H91V66H93V68L96 70H99V69H101L103 72H101V71H97V72H99V73H97L96 71H95V73H93V75H97V74H99V76H100V72L103 74V76H106L107 75V80H109V79H111L112 80V82H111V84H113V82L115 83V82H117V83H115V85H113L112 87H114V86H117L116 87V89H118L119 90V92H120V94L118 93V91H117V93H116V90H115V88L113 89L114 91H115V93L117 94H115L116 96H117V98H115V96H114V94L112 93L113 91H111V93H110V90H112V88H110L111 87V84L109 83L111 80H109L108 81V83H109V85H108V83H107V80H106V78H105V80H106V83L103 81L104 79H103V77H101V79L100 80H98L100 83H96V84H94V83H92V81H91V83L92 84H94L93 85V87H91L92 85H90V81H89V79L87 78V77H89L91 74H90V72L92 71H94V69L92 68V69H90L89 67H88V65H86V61L85 60H87V59H84V60H82L83 62H81V60H79L80 58H81V55L83 56V58H84ZM103 54H107V55H109L108 57H107V55H103ZM176 54L177 55V57L181 60V61H179V59L177 58V59H172V58H176V56H174V55ZM91 55V56H90ZM117 57H116V56ZM180 55V56H181ZM34 56V57H33ZM74 56V57H73ZM174 56V57H173ZM216 56H217V54H216ZM32 57V58H31ZM90 57H93L92 59H95L94 61H97V63H99V64H101V66H99V64L97 65V64H95L92 60L90 61ZM103 57H105L104 59H103V61H105L107 58H111V57H115V58H117L116 60L115 59H113V58H111V59H109L107 62H108V66H106L107 64H105V63H107L106 61L105 62H102V59H100V58H103ZM107 57V58H106ZM133 57V58H132ZM200 57L202 58V59H200ZM221 57V56H220ZM220 57H219V59H220ZM156 58V59H155ZM217 58V57H216ZM214 59L215 60V62H217L218 60L217 59ZM27 59V60H26ZM112 59L114 60V61H116V62H118V63H116V62H112ZM119 59H120V61H123V65H119L118 66V64L120 63L121 64V62H119ZM142 59V58H141ZM163 59L165 60V61H163ZM174 61V60H176V61H179V62H177L178 64L176 65V62L174 61V63L173 62H171L172 60ZM183 59H185V60H183ZM98 60H99V62H98ZM133 60L135 61V65H133V63H130V61L131 62H133ZM210 60V59H209ZM31 61V62H30ZM101 61V62H100ZM170 61V62H169ZM211 61V60H210ZM209 61V62H210ZM11 62V63H10ZM85 62V64L84 65H86L88 68H87V70H86V66H85V68H84V65L82 64V63H84ZM88 62V61H87ZM128 62V64L126 65L127 66V68H129V64L130 65H133V68L131 67V68H129L130 70L132 69H134L135 71L133 72L132 70V73H131V75L133 76L132 78H131V76H130V79H128V80H131V81H128L124 76H123V74L120 76V74L121 73H125L126 72V75L128 74L129 75V71H126V70H128V69H116V68H121V67H123L126 63ZM159 62V63H158ZM168 64H167V63ZM105 64V68H104V70H103V68H102V66H104L103 64ZM113 64V67H112V65H110V70H112L111 72H113V73H111L110 71H108V73H107V67H109V64ZM136 63H138V64H136ZM139 63H141L142 65L140 66V64ZM145 63V62H144ZM150 63V61L148 62V64H147V61H146V63H145V65L147 66V65H149V64H151ZM164 63V64H163ZM171 63V64H170ZM172 63H173V65H172ZM179 63H180V65H179ZM191 63H189V65H191V67L190 68H193L192 67V64ZM72 65V66H71ZM83 65V66H82ZM140 67H139V66ZM145 65H144V67H145ZM154 65H155V68L156 69H154V71H156V73L152 70L153 69V67H154ZM118 66V67H117ZM126 66H124V68H126ZM149 66H151V65H149ZM161 66H163V67H161ZM178 66H182V68H177ZM35 67V68H34ZM116 67V68H115ZM171 68V75H172V73H173V76L170 78L169 77V75H168V77H167V75L165 76V74L167 73H169L170 71L168 70V68ZM81 68V70H79ZM82 68H84V69H82ZM112 68V69H111ZM113 68H115V69H113ZM138 68V69H137ZM143 68V67H142ZM147 68V67H146ZM176 68L178 69V70H180L179 72L178 71H176ZM159 71H158V70ZM169 71V72H166L167 70ZM172 69H173V71H172ZM175 69V70H174ZM182 69V70H181ZM79 70V71H78ZM85 70L87 71L86 73H87V76L86 77H84L85 75H86V73H85ZM115 70H117L118 72H116ZM166 70V71H165ZM23 71V72H22ZM79 72L80 74H81V77L82 78H87L86 79V81H89V84H88V82L86 83V81L85 80H83L82 82H80V81H78L79 79H80V74H79V76H76L77 74H75V76L76 77H79V78H76V80L75 79H72V77H70V75L71 76H73V74L75 73V72ZM82 71H84V73H85V75L84 74H82L83 72ZM90 71V72H89ZM122 71H125V72H122ZM181 71H183V72H181ZM197 71H200V76L202 77V78H200V76L197 74ZM91 72V73H92ZM128 72V73H127ZM153 72L155 73V74H153ZM161 72V73H164L163 74V76L164 77H162V78H160L159 79V77H161L162 76V74L160 75L159 73ZM181 72V74L179 75V74H177V73H180ZM187 72V71H186ZM51 75H50V74ZM115 73V74H114ZM116 73H118L117 75H116ZM175 73H176V75H178V76H180L181 77V75L183 76V75H185L184 76V78L186 79V80H184V78L181 80L180 79V77H177V79H180V82L179 81H177L176 79H175V81H177V82H175L174 81V77H176V75H175ZM194 73H196V76H195V74ZM27 74V75H26ZM88 74H90L89 76H88ZM101 74V75H102ZM108 74H109V76H110V74H112V76L114 75V78L113 77H111V78H109L108 77ZM136 74V73H135ZM160 76H159V75ZM41 77H40V76ZM119 75V76H118ZM125 75V74H124ZM127 75V76H128ZM175 75V76H174ZM49 76V77H48ZM98 76V75H97ZM124 77V78H120V77ZM135 76V77H134ZM143 76V77H142ZM147 76V77H146ZM19 77V78H18ZM40 77V78H39ZM44 77V78H43ZM66 77V78H65ZM115 77H119V78H116L117 80L115 81L114 79H115ZM149 77H151V81H150V79H149ZM27 78V79H26ZM36 78H37V80H36ZM55 78V79H54ZM73 78H74V76H73ZM113 78V79H112ZM172 79L173 81H174V83H173V81H172V83L171 82H169L167 79ZM203 78V79H204ZM118 79H121L120 80V82L123 80V82L125 83V82H127V83H125L124 85L126 86H124V88H125V90L127 91L128 90V88H131V86H133V85H135V86H133V88L134 87H137V89L139 90V88H140V86L142 87V88H140L141 90V93L145 96V95H147L148 93H143V91L144 90H146V89H148V90H146V92H149L150 90H151V85H152V90H151V92H152V94H150V95H152L153 97H154V94H153V92L156 94L155 95V97L156 98H158V99H156L155 97H154V100L152 99H150V102L148 101L149 99L148 98H152V96H148V98L147 99H144L143 98V100H146L145 101V103L144 104H146V102H147V104H148V102H149V104L151 103V102H153L152 104L154 105V107H153V105L152 104H150L151 105V109H149V106L148 105H142V103L143 102H141V98L143 97V95L137 90V93L139 94V96H141L142 95V97H138V95H136L137 93H135V94H133L134 92H136V90L134 89V90H132V89H129V90H132V94L133 95H131V92L128 90L127 91V93L128 92H130V94H127V93H125L126 91H124V94L122 93L123 91V82H121V84H118ZM126 81H125V80ZM133 79V80H134ZM137 79H135V81H137V82H139V80H137ZM158 79H159V81H158ZM3 80L5 81V82H3ZM36 80V81H35ZM58 80V81H57ZM62 80H64L62 83H60ZM114 80V81H113ZM163 80H161V81H163ZM184 80V81H183ZM189 80H190V78H189ZM209 80V79H208ZM27 81V82H26ZM29 81V82H28ZM41 81H43L44 83H43V86H42V82ZM48 81V82H47ZM51 81V82H50ZM74 81H72V82H74ZM97 81V82H98ZM168 81V82H167ZM181 81H182V84H180L181 83ZM210 81V80H209ZM208 81V82H209ZM7 82H9V83H7ZM60 83L59 85L60 86H58V84H56V83ZM77 82H79V83H83L82 85H81V88L79 89V87H80V85H77V84H79V83H77ZM84 82H85V84H84ZM104 83V84H102V86L103 85H105V84H107V85H105L106 87H104L105 89H98V87H99V84H100V87L99 88H103L102 86H101V83ZM119 82V83H120ZM148 82H147V84H148ZM208 82L206 83V84H202L203 86H204V90H207L208 88H206L205 86H207V84H208ZM212 82V81H211ZM45 83H47L46 85V87H45ZM50 83V84H49ZM128 83H129V85H128ZM130 83H131V86H130ZM133 83V84H132ZM162 84L164 83V82H161ZM201 83H200V85H201ZM213 83V82H212ZM212 83H210L209 85H211ZM16 84V85H15ZM28 84V85H27ZM33 86L34 84H36V85H34L33 87L31 86V85ZM76 84V85H75ZM89 86H88V85ZM117 84V85H116ZM148 84V85H149ZM184 84V85H183ZM38 85V86H39ZM69 85V86H68ZM77 86L78 88H76L77 90H80L79 92L76 90V89H72V88H74L75 86ZM85 85H87V86H85ZM120 85L122 86L121 88H120ZM137 85V86H136ZM138 85H140V86H138ZM182 85V86H181ZM5 86V87H6ZM29 86H31V88L29 87ZM83 86H84V88H83ZM107 86H109V87H107ZM198 86H199V88L201 89H199L198 88ZM13 87V88H12ZM44 87V88H43ZM54 87V86H53ZM54 87V88H55ZM90 87H91V90L93 89V91H92V93H91V91H90V93H89V89H90ZM97 87V88H96ZM128 87V88H127ZM168 87V88H167ZM189 87H192V88H189ZM198 90L199 89V91H201V92H196L197 90L195 89V88ZM19 90H17V89ZM26 88L28 89L27 91H26ZM30 88V89H29ZM34 89V91H32L33 89ZM46 88V89H45ZM58 88H55L56 90L58 89ZM83 88V92L81 91V89ZM169 90V93L168 94H166L165 93V91H167L168 92V90ZM176 88V87H175ZM24 89H25V91H24ZM42 89H43V92L41 93V91H42ZM49 89V90H48ZM66 89H68V88H66ZM95 89V90H94ZM107 89H109V90H107ZM177 89V88H176ZM2 90H0V91H2ZM47 90V91H46ZM56 90H54V91H56ZM86 90H88V92L86 91ZM101 91V95L99 94L100 92L99 91ZM104 90H106V91H108V92H106V93H110V95L108 96L107 94L106 95H103V91ZM161 90V91H160ZM163 90V91H162ZM203 90V91H204ZM2 91V92H3ZM46 91V92H45ZM51 91L50 92H48V93H50V95H51ZM76 91V92H75ZM96 91V92H95ZM97 91L99 92V93H97ZM170 91H171V94L172 95H174V98H172L171 96V94H170ZM180 91V92H179ZM40 92V93H39ZM73 92V91H72ZM80 92H82V93H80ZM85 92V93H84ZM95 92V93H94ZM162 92H164V93H162ZM176 92H178V93H176ZM1 93V92H0ZM67 93V96L65 97V94ZM150 93V92H149ZM159 93H162V94H160V96H159ZM2 94V93H1ZM13 94V95H12ZM14 94H15V96H14ZM20 94V93H19ZM24 95L26 94V93H23ZM22 93L20 94V98L18 97H16L15 99H16V101H15V99L13 100V99H11V103H12V105H11V103L9 102L10 100L8 99V101L6 100L5 101V99H6V97H5V95L4 94H2L1 95V99H2V97L4 98L5 97V99L3 100H1L0 99V105H4V104H6V102H8L9 103V106L10 107H12V109L8 106V104L7 105H4V107H6L7 109H9V110H13V111H11V112H13V118H12V115H11V119H10V123H12L13 121H14V123H16L17 125H18V122H19V124H21V123H23V122H25L24 124H25V126H24V124H21V125H23V126H21V127H19V128H21V129H19V132H20V130H21V133L23 132L22 130H24V127L26 128V126L28 125V123L29 124H31L32 123V121L34 120V122L35 121H39V123L40 122H42L41 121V119L40 118H43L44 119V123L46 122V124H45V127L46 126H48L47 125V122L49 121V120H52V119H49L48 118V120L47 121H45L46 120V118L48 117V116H43V114H41L37 109H36V105L35 106H33L34 104H37L38 102H36L35 100H32V99H30V100H32V103L30 104L29 102V104L31 105V106H33V108H34V110L35 111H38V112H34L33 111V109H32V107L30 108V106H29V108L30 109H26V110H24V111H26V112H24L22 109L23 108H28V107H25V106H28L29 104L27 103V100H25V103H27L28 105H26V104H22L23 102H24V99L23 98H25V99H27V94H26V96L24 97H22V95H23ZM43 96H42V95ZM96 96V98H99L100 97V99L99 100H101L100 102L102 103L103 102V100L105 101V102H103V104L104 105H102V104H100V103H98L97 102V99H95L94 100V95ZM98 94L100 95L99 97H98ZM105 94V93H104ZM113 94V95H112ZM118 94H119V96H118ZM141 94V95H140ZM165 96H164V95ZM171 96H170V95ZM188 94H190V95H188ZM199 94H198V99H199V97L201 96H199ZM4 95V96H3ZM43 97H41V96ZM86 95H87V97H86ZM89 95L91 96V98H88L89 97ZM102 95L105 97H102ZM111 95H112V97H111ZM123 95V96H122ZM167 95H169V96H167ZM13 96V97H12ZM107 96V97H106ZM114 96V97H113ZM135 96H137L138 98H136ZM167 96V97H166ZM188 96V97H187ZM33 97V96H32ZM31 97V98H32ZM33 97V99H35ZM41 97V99H39ZM57 97V98H56ZM58 97H60L59 99H58ZM69 97H71L72 98V100H71V98H69ZM75 99H74V98ZM110 97L111 98H114L115 100V102L114 101H112L111 99H110ZM120 97V98H119ZM162 98V99H160V98ZM170 98V100H171V103H168V100L166 99V101L164 100L165 98ZM67 98H69L68 99V101H67ZM86 98H88L87 100H86ZM102 98V99H101ZM119 98V99H118ZM140 98V99H139ZM168 98V99H169ZM23 100V101H20V100ZM60 100V101H58V100ZM90 99L92 100V101H90ZM109 101H108V100ZM156 99V100H155ZM197 99V100H198ZM29 100V101H30ZM158 100V101H157ZM159 100H162V101H165V102H162V103H164V104H166V105H164V104H161V102H159ZM170 100H169V102H170ZM176 100V101H175ZM197 100H195V101H193L192 103V105H196V101ZM5 102V103H1V102ZM17 103L18 101H19V103H17L18 105H16V104H14L15 102ZM33 101H35V102H33ZM56 101H57V103H56ZM65 101H67V102H65ZM96 102L97 103V105H102V108L101 107H97L96 106V104H94L93 102ZM128 101V102H127ZM173 101V102H172ZM175 101V102H174ZM41 102V103H42ZM65 102V105H63V103ZM80 102H83V103H80ZM86 102V103H85ZM92 102V104H93V106L94 107H96L97 109H99V111H97L96 110V108H94L95 109V111L98 113H96V115H94L93 116V113H95V111H93L92 110V108H90L91 107V104H88V103H91ZM178 104H177V103ZM179 102H180V104H182V106L179 104ZM200 102V101H199ZM59 103V104H60ZM66 103H67V105H66ZM133 103H134V106L136 105V110L133 108ZM139 103H141V105H138L137 106V104H139ZM175 103H176V105H175ZM186 105H185V104ZM198 103V102H197ZM13 104H14V106H13ZM33 104V105H32ZM53 104H55V105H57L56 107L54 106V108H52L53 107ZM70 104V105H71ZM79 104H80V106L81 107H79ZM85 104V105H84ZM89 105L88 106V108H89V110H92L93 112H90V113H86L87 112V110L86 109H88L86 106L87 105ZM185 106H184V105ZM3 105H2V110L4 111V107H3ZM19 105H25L24 107H22V106H20L19 107ZM39 105V107H40V105H42V104H38ZM70 105H69V107H70ZM106 105V106H105ZM175 105V106H174ZM188 105H191V103L190 104H188ZM8 106V107H7ZM15 106H18L19 107V109L17 108V107H15ZM42 106H44V105H42ZM114 106V107H115ZM139 106H141V107H139ZM142 106H147V109H146V107L144 108V107H142ZM158 106V105H157ZM156 106V107H157ZM159 106H158V108H159ZM14 107V108H13ZM64 107H62V108H64ZM66 107V108H67ZM113 106H109V108L107 109L106 108V110H108V112H109V110H110V108H112ZM122 107V106H121ZM127 107V108H128ZM139 107V108H138ZM162 107V108H163ZM168 107V108H167ZM172 106H171V108H173ZM188 107V106H187ZM0 108H1V106H0ZM5 108V109H6ZM15 108H17V109H15ZM20 108H22V109H20ZM41 108V107H40ZM60 108V107H59ZM62 108H60V110H58L59 112L61 111V112H64V114H67L68 113V117L70 116L69 114H71L72 116H74V118H70V119H68L67 120V122L70 124H67L66 122V124L67 125H69V126H67V125H65V123H63V126L65 125L66 127H62V123H55V120H54V122H53V124L54 125H57L56 127H62L63 128V131L65 130V129H67L66 131H64L63 133H60V130L59 131H57V132H59L58 134H56L57 132H55L56 130H54L52 127V123H51V125L50 126H52V127H50V128H52V129H49V127H46V128H44L43 126H44V124H43V122L41 123L43 126V128L41 127V125H39L37 122H35L36 124V126L33 124L32 125V127L31 126H27V130L29 129L30 130V132H29V134L26 132H24V134H21V133H19L16 129V131L19 133V134H15V132L14 131H12V129L14 130V126H13V128L11 129L10 128V130H7V129H5V127L7 128V126L9 127V126H11L12 124L13 125H15L14 123H12L11 125L9 124V123H7V122H5V121H8L9 120V116H10V114L11 113H9V115H7L8 114V112H10V111H8L7 112V114H6V112L5 111H7V109L3 112L1 109H0V111H2L4 114H1V117L2 118H5V119H3V120H5L4 122H5V124H3L2 122V119H0V121H1V123L3 124V125H5V127H1L3 130H1L0 129V171L2 172V174H1V172H0V179H1V181H0V188H3V186L5 187V190H2L1 192H2V194H0V195H2V197H0V200H2V198L4 199V197H7L6 198V200L4 201H0V206H2V207H0V212H1V208H3V210H4V208L6 207V208H10V209H12L11 211L10 210H6V208H5V211L3 212L4 214H0V231H3L2 229H4V230H10V229H7V228H11L10 226H15V225H18V223H14V221H15V219H16V221L17 222H21L19 225H21V226H23V225H25V224H27V222L25 223V221L27 220V219H29L30 217H27L28 216V214H26V215H23L25 212H26V208H25V211H23V207H25L26 205H27V210H29V208L28 207H30L31 206V208H35V210H36V206H38V204L41 202V199H42V197H44V195H47V194H45L46 192L45 191H47L48 190V192H50L51 191V189H52V187H44V185H45V183L48 181V180H46V176H47V171L46 170H43V169H41L42 171H40V170H35V168L34 167H28V165H27V168L25 167V166H23V168L24 169H21V163L20 162H22L23 161V159H22V157L24 156L25 157V155H26V158H27V156L28 155H35L36 153L38 154V151L40 152H42L43 153V155H42V153L40 152V154L39 155H41V157H43L42 158V160H46L47 162H46V165L48 164V160L46 159L47 158V154H48V156L49 157H51V159H52V157L54 158V156L57 154V152H59L58 154H57V156L60 154V156H58V159H56L55 160V158H57L56 156H55V158L53 159V160H50V158L48 157V159L51 161V162H49V165L48 166H52L53 167V162L52 161H57V162H55V164L56 165H58L60 162H64V163H62V169H64V173H61V172H63V170L61 169V163H60V165H58V167L60 168V170H61V181H63L62 180V177H64V178H68L67 180L66 179H64L66 182H67V185H64V184H66V182H61L63 185H62V193L63 192H65V193H63L66 197V199L69 197V199L71 198L72 199V197H73V199L72 200H76L75 198H81V196H87L88 197V194H89V196H91L92 195V193L94 192V190L97 192L98 190H101V189H103L104 187H106L107 185H109L110 184V180H115V176H117V175H120V173H122V172H124L123 174H125L123 177H125V176H128V175H133V174H135L137 171H142L143 170V167L141 166V165H133L134 164V162H135V160H134V158L137 156V154L135 155L133 152H132V150L134 149L133 147H131V148H133L132 150H130L131 151V153L129 152V150H126L127 152H129V154H126V153H124L123 151L125 150V148H129V146L130 145H132V143H133V146H138L140 143L142 144V142H144L143 140H145V139H143V138H146V139H148L147 137V132H144V133H142L143 131H146V127H148V128H152V130H151V132H154L153 131V129H154V123H152L151 121V123L153 124V126H151V123H149V122H147L148 124H150V126H148L146 123L144 124L143 122H138V124L140 123V125L143 123L144 125H147V126H145L144 127V129H142V126H144L143 124H142V126H137V124L135 123V122H133L135 125H136V127H138L139 129L141 128L142 130H140L139 132H137V134L138 133H140L139 135H137L136 134V132L135 131H138L137 129L138 128H136V127H134L135 128V130H134V132H133V136L131 137V140H133L135 137H137V136H139L138 138L139 139H137L136 138V141H138V140H141L140 142H139V144H137L138 142H136V141H129V143H131V144H129V146H127L128 145V142H127V138H126V140H124V139H122L121 137V135L122 134H118L119 132H118V130L121 128V126L119 127L118 126V130H116L117 129V127L116 126H114V125H116V124H114V123H112L111 121L114 119L115 120V118H113V117H116L118 114H116V113H114L113 112V114L112 113H110L111 115H113V117L112 116H110V115H108L109 116V118L110 119H106L108 122H105L106 123V125L105 126H107V127H105L104 126V131L102 130V128H103V122L104 121H106L105 119H100L101 120V122L99 121V123L98 124H100V125H98L97 124V128L99 127L100 128V130L98 131V129L96 130L95 129V127L89 122L90 120L88 119L89 117H87L86 116V118H87V121H86V119L84 118V120H82V119H79V122L77 121L78 119H76V117H75V114L74 113H69V111L70 112H72L71 110H70V108L68 109L67 108V110H69V111H67L66 109H62ZM86 108V109H85ZM142 108L143 109H146L147 111H145V110H142ZM158 108H156V109H158ZM173 108V109H174ZM52 109H54V110H52ZM63 111H62V110ZM79 109V110H78ZM105 108H103V110H104ZM113 109V108H112ZM115 109V108H114ZM120 109H125V112H126V108H125V106L123 105V107L122 108H120ZM148 109L150 110V111H148ZM155 110V112H153L154 110ZM179 109H174V110H176V112L175 113H171L170 112V110L171 109H169V111H167V114L169 113V114H172V116L171 115H167V114H164V117H165V119L169 116V118H167L168 120H169V122H171L172 121V119L174 118V116H175V114L177 115V113L178 112H180L181 113V116H180V114L178 113V115L180 116V118L178 117V116H175V118L177 119V117L179 118V119H181V118H183L184 117V112H183V114H182V111L184 110H182V109H180V111H179ZM15 110H21L20 111V113L18 114V116L17 117H14V116H16V114H17V111H16V113H15ZM27 110H30V112L29 111H27ZM102 110V111H103ZM106 110H104L105 112H106ZM24 112V114H27V115H25V117H23L24 116V114H23V112ZM47 111V112H48ZM53 111H56V113L55 112H53ZM65 111H66V113H65ZM102 111H100V112H102ZM103 111V112H104ZM111 111H113V110H111ZM115 111L116 112H118L119 111V113H121V111L122 110H119V109H115ZM147 113V115L148 116H145L144 114H146L145 112ZM162 111H163V109H162ZM172 111V110H171ZM2 112H0V113H2ZM31 112H33V115H35V113L38 115V116H40V115H42V117H38V116H33V115H31L32 113ZM78 112H79V114H78ZM85 112V113H84ZM89 112V111H88ZM148 112H149V114H148ZM151 112V113H150ZM155 115H160L161 113V115L160 116H158V118H157V116H153L154 114ZM172 112H174V111H172ZM23 114V116L22 115H20V114ZM30 113V114H29ZM124 112H122V114H123ZM130 113H128V114H130ZM139 113H141V114H139ZM160 113V114H159ZM6 114V115H5ZM74 114V115H73ZM99 114H102V116H104V117H102L101 115H99ZM109 114V113H108ZM122 114H119L120 116L122 115ZM134 113H132L131 115L132 116H134L133 115ZM151 114H153L152 116L153 117H150V115ZM21 117H20V116ZM30 115V116H29ZM78 115V116H77ZM91 115H92V117H91ZM99 115V116H98ZM114 115H116V116H114ZM131 115H127V112L126 113H124V117L125 116H127L128 117V119H127V121L129 120L130 122H131V120L134 118V117H132ZM140 115V116H139ZM165 115H167V116H165ZM3 116H5V117H3ZM8 116V117H7ZM33 116V117H32ZM71 116V117H72ZM82 116H84V117H82ZM98 116V117H97ZM107 116V117H108ZM130 116V117H129ZM172 117V119H171V117ZM0 117V118H1ZM7 117V118H6ZM27 117H29V118H27ZM30 117H31V119L32 118H34V119H32V121H31V123H30ZM39 119H38V118ZM46 117V118H45ZM67 117V118H68ZM112 117V118H111ZM149 117H150V119H149ZM162 117H163V115H162ZM161 117V118H162ZM163 117V118H164ZM18 118L20 119V120H18ZM22 118H25V119H22ZM35 118L37 119V120H35ZM94 118H96L97 120H95ZM123 118V115H122V117H121V119H119V116H118V119L116 118V120H120V122L119 121H116V123L117 122H119V123H117V125H119L120 123H122V125L124 124L123 122H121V120H123L124 121V119H122ZM160 118V119H161ZM163 118H162V120H163ZM6 119H8V120H6ZM18 120V122H16L17 120ZM28 119V120H27ZM73 120L74 122H76V124H74L72 121H70V120ZM75 119H76V121H75ZM131 119V120H130ZM166 119V120H167ZM170 119H171V121H170ZM16 120V121H15ZM23 122H22V121ZM81 120L84 122V124H83V122H82V124L81 125H83L82 127H81V129H79L80 127V122H81ZM89 120V121H88ZM109 120H110V122L111 123H109ZM114 120H113V122H114ZM165 120V122H167ZM12 121V122H11ZM21 121V122H20ZM127 121L125 120V122L127 123ZM128 121V122H129ZM132 121H134V119L132 120ZM176 121H178V120H176ZM50 122L51 121H49L48 122V124H50ZM169 122H167V124L169 123ZM173 122V121H172ZM171 122V123H172ZM6 123L8 124V125H6ZM86 123H89V125L87 124V126H86ZM107 123H109V125L107 124ZM125 123V124H126ZM59 124V125H58ZM73 124V128H71L72 125ZM78 124V125H77ZM90 124H91V126H93L92 128H91V126H90ZM111 124H113V128H112V126H111ZM170 124V123H169ZM1 125V124H0ZM17 125H16V128H17ZM75 125H76V127H75ZM121 125V124H120ZM156 125V124H155ZM2 126V125H1ZM41 128H40V127ZM71 126V127H70ZM89 126H90V133H88V135H90V137L88 138V136H87V138L88 139H86V137L85 136H83V140H80V137L82 138V135H84L85 133H86V135H87V131H88V129H89ZM108 126H109V128L110 129H112V130H114V132H115V130H116V132H118V133H116L115 132V136H116V134H118L119 136H121V137H119L118 135L116 136V138L118 139V137H119V139L120 140H118L117 141V139H115V136H114V139H113V131L112 130H110L109 129V131L108 132H110V131H112V134H111V136L112 137H110V135L108 136V134H110V133H108L107 134V130H108ZM111 126V127H110ZM157 126V125H156ZM155 126V127H156ZM22 127H23V129H22ZM60 127V129L62 130V128ZM69 127V128H68ZM74 127H75V129H77V127H79L77 130H78V132H80L81 130L82 131H84L83 133L82 132H80L79 134L77 133V130H76V133H74L73 134V131H75L74 130ZM88 127V129H86ZM116 127V128H115ZM48 128V129H47ZM54 128H55V126H54ZM105 128H107V130L105 129ZM147 128V129H148ZM4 129L6 130V131H8V132H6V131H4ZM36 129V130H35ZM40 129V130H39ZM59 129V128H58ZM159 129V128H158ZM157 128H155V130L157 131L158 130ZM31 130H32V133H31ZM34 130V131H33ZM39 130V133L37 132ZM43 130V131H42ZM52 130H54V131H52ZM80 130V131H79ZM85 130H86V132H85ZM4 131V132H3ZM25 131V130H24ZM45 131V133H43ZM49 131V132H48ZM103 131V132H102ZM105 131H106V133H105ZM148 132H149V129L147 130ZM158 131H160V130H158ZM12 132H13V134H12ZM36 133L35 135H33L34 136V138H33V136H32V134H34V133ZM52 132V133H51ZM96 132V133H95ZM100 132H102V133H100ZM177 132V131H176ZM38 133V134H37ZM40 133H42V134H44V135H40ZM105 133V134H104ZM120 133H121V131H120ZM6 134L7 135H9L8 136V138H7V136H6ZM14 134H15V137H14ZM50 134H51V136L53 137V138H51L50 137ZM53 134V135H52ZM63 136H62V135ZM77 134H78V136H80L79 137V139L78 138H76L75 136H77ZM82 134V135H81ZM137 135V136H135L134 137V135ZM145 135V137L144 136H142V135ZM23 135H24V137H23ZM26 135V136H25ZM27 135H28V137L29 138H32V139H28V137H27ZM40 135V136H39ZM45 135H47L46 136V138H45ZM66 135V136H65ZM11 136H13V137H11ZM17 136V137H16ZM36 136V137H35ZM48 136H49V138H48ZM57 137L56 138V140L58 141H56L55 140V138L54 137ZM61 136V137H60ZM77 136V137H78ZM141 136H142V139H140L141 138ZM23 137V138H22ZM25 137H27V139L25 138ZM24 138H25V140H24ZM85 138V139H84ZM107 138H108V141H107ZM112 138V139H111ZM133 138V139H132ZM23 139V140H22ZM51 139H54V140H51ZM40 140V141H39ZM50 140H51V142H50ZM87 140V141H86ZM116 140V141H115ZM122 140H123V142H127L126 143V147H125V143H123L122 142ZM149 140V139H148ZM43 141V143H40V142H42ZM46 141H48L47 142V144L48 143H50V145H52V144H54L53 146H54V148H52L51 146V148L52 149H55L56 148V150H57V152L56 151H54V150H51L50 148H49V145H45V143L44 142H46ZM52 141H54V142H52ZM113 141H115L114 142V144H113ZM120 141V142H119ZM146 141V140H145ZM2 142V143H1ZM116 142H119V143H116ZM136 142V143H135ZM146 142H149V141H146ZM151 142V141H150ZM150 142H149V144H150ZM56 143V144H55ZM117 144V146H116V144ZM121 143H122V146L123 147H125V148H123L122 146L120 147V148H122L123 150H121V149H119V147H118V145H121ZM58 144V145H57ZM135 144V145H134ZM140 144V145H141ZM148 143H146L145 144V142L143 143V145H144V147H143V145L142 146H138L139 148H144V149H146V147H149V149L151 148V146H148L149 145ZM19 145V146H18ZM81 145V146H80ZM84 145V146H83ZM115 145V146H114ZM150 145H153V144H150ZM16 147L14 150H13V152L14 153H16L15 155L16 156H14V158H12V160L10 161V162H7V164H4V162H3V160H4V158L5 157H7L8 156V154L10 155V152L9 151H12V149L14 148V147ZM47 146V147H46ZM13 147V148H12ZM81 147H83L82 149V152L79 150V152L77 151L78 150V148H80L81 149ZM87 147V148H86ZM118 148V149H116V148ZM137 147V148H138ZM42 148V149H41ZM48 148H49V150H51V152L50 153H52L53 151V153H55V155L54 154H51V156H50V154H49V152L45 155L44 154V152H47V151H49L48 150ZM61 148V149H60ZM130 148V149H131ZM136 148V149H137ZM18 149V150H17ZM58 149H60V150H58ZM84 149H86V151L84 150ZM17 150V151H16ZM37 150V151H36ZM64 150V151H63ZM135 150V149H134ZM133 150V151H134ZM264 150V149H263ZM263 150H262V152H263ZM16 151V152H15ZM18 151H20V153L18 152ZM21 151H23V152H21ZM35 151H36V153H35ZM72 151V152H71ZM122 151V152H121ZM125 151V152H126ZM19 154H18V153ZM78 152V153H77ZM136 152V151H135ZM21 153H23V154H21ZM123 153V154H122ZM137 153V152H136ZM146 153V152H145ZM145 153H144V155H145ZM147 153H149V150L147 149ZM61 154H62V156H61ZM87 154V155H86ZM134 154V155H133ZM150 154V153H149ZM7 155V156H6ZM17 155H19V156H22L21 158H19V156H18V158H17ZM29 156V157H32V156ZM39 155H37V156H39ZM142 155H143V153H142ZM36 156V155H35ZM44 156L46 157V158H44ZM132 156V157H131ZM133 156H135V157H133ZM4 157V158H3ZM16 157V158H15ZM66 158V160L64 161V160H61V159H63V158ZM86 157V158H85ZM130 157V158H129ZM34 158H36V157H32V160L30 161V162H32V163H34ZM67 158H69V160H67ZM80 158V159H79ZM22 159V160H21ZM28 159V158H27ZM28 159V160H29ZM71 159H72V161H74V162H72L71 161ZM58 160H59V162H58ZM61 160V161H60ZM85 160V161H84ZM134 160V161H133ZM16 161V162H15ZM68 161H69V164H68ZM125 161V162H124ZM230 161V160H229ZM228 161V162H229ZM236 161H238V160H235V162L234 163H236ZM18 162V163H17ZM45 162V161H44ZM65 162H67V163H65ZM228 162H226V163H228ZM239 162V161H238ZM237 162V163H238ZM243 162H245V160H243ZM242 162V160H241V162H240V168L239 169H237L236 168V166H235V164H233V163H231V164H233L234 166H230V168H231V170H230V168H229V165H231L230 163H229V165L227 166L226 165V163H224L225 165H226V170H227V168L230 170V171H232V172H236L237 171V175H239V174H242L243 175V173H244V170H242V168H241V166L243 167V166H248L247 164L250 162H248V160L246 161V165L245 164H241V163H243ZM248 162V163H247ZM6 163V162H5ZM51 163V164H50ZM58 163V164H57ZM71 163H75L74 165H75V167H74V165H73V167L75 168V171L76 170H78L79 171V168H81V167H83V168H81V172H79V173H74L72 170H70V168L72 167V164ZM125 163V164H124ZM237 163H236V165H237ZM15 164V165H14ZM29 164V163H28ZM31 164V163H30ZM53 164V165H52ZM63 164H66V165H63ZM78 165V168H77V165ZM250 164V163H249ZM252 164H253V162H252ZM252 164H250V166H248L246 169H245V172H247L250 168H251V165ZM32 166H33V164H31ZM30 165V166H31ZM69 165V166H68ZM256 165V164H255ZM258 165V164H257ZM16 166V167H15ZM18 166H20L19 168H18ZM65 166L67 167V168H65ZM71 166V167H70ZM80 166V167H79ZM239 166V163H238V165H237V167ZM253 166V165H252ZM258 166H260L261 167V165H258ZM70 167V168H69ZM255 166H253L252 167V169L253 170H255V172H257L258 173V171L257 170H261V168L259 167V169H258V167L256 166V168H257V170H256V168H254ZM33 168H34V170H35V172H34V170H33ZM77 168V169H76ZM235 168V171L234 170H232V169H234ZM245 167H243V169H244ZM12 169V170H11ZM241 169V170H240ZM2 170H5L4 171V173H3V171ZM11 172V171H13V174H12V172H11V174L9 173V171ZM67 170H69V171H67ZM137 170V171H136ZM253 170H249L250 171V173H252L253 175H251V174H247L248 176L250 175V177H254V175H257L255 172H253ZM8 171V172H7ZM21 171V172H20ZM38 171V172H37ZM71 171V172H70ZM134 171V172H133ZM240 171L242 172L243 171V173H240ZM248 171V172H249ZM262 171V170H261ZM261 171H259V174H260V172ZM15 172H16V174H15ZM31 172V173H30ZM34 174H33V173ZM127 172H129V173H127ZM247 172V173H248ZM68 173V174H67ZM71 173V174H70ZM112 173V174H111ZM239 173V174H238ZM3 174H6V175H4L3 176ZM38 174V175H37ZM122 174V175H123ZM246 174V173H245ZM244 174V175H245ZM258 174V176H259V178L261 177L260 175ZM41 175V176H40ZM63 175H65V176H63ZM83 175V176H82ZM236 175V176H237ZM10 176V177H9ZM35 177L36 178V176L37 177H39V179L41 178L43 181L42 182H44V179L46 180L45 181V183H43L42 184V182H40L41 181V179L39 180V182H36V181H34V180H36V179H34L33 178V181H30V179H31V177ZM71 176V177H70ZM235 176V175H234ZM257 176V177H258ZM3 177V178H2ZM5 177V178H4ZM27 177H29V178H27ZM115 177V178H114ZM120 177H122L121 175L120 176H117V178L118 179H120ZM246 177V175L245 176H242V178L239 176V178L241 179V181L244 183L245 182V180H247L248 178L246 177V179H244V178ZM249 177V178H250ZM256 177V176H255ZM254 177V178H255ZM11 178V181L9 180V179ZM26 178H27V180H26ZM75 178V179H74ZM113 178V179H112ZM116 178V179H117ZM235 178H238V177H235ZM234 177H233V179L230 181V182H228L229 184H228V186L227 187H229V185L231 184V182L233 181V182H235V184L237 185V184H239L238 185V187L239 188H236L237 190L238 189H242L243 187H242V185H240V184H242V182L241 183H239L238 182V180H240L239 178H238V180L237 179H235ZM254 178H250L249 180H253ZM6 179V180H5ZM47 179H49V177L47 178ZM262 179H264L263 177L261 178V181L259 180V181H250L249 182V184H248V180L246 181L247 182V185H249V186H247V188L248 187H250V186H254L255 184V187L254 188H251L252 190L249 192V194L251 195V197H252V194H253V192L252 191H254L255 193L254 194H256L257 193V191H255V189L256 190H258L257 188H261L262 186H264V184H262V183H264L263 181L264 180H262ZM3 180V181H2ZM8 180V181H7ZM24 180H26L25 182H24ZM37 180V181H38ZM68 180H70V181H68ZM102 180V181H101ZM235 180H237V181H235ZM255 180V179H254ZM257 180H258V178H257ZM14 181V182H13ZM30 181V182H29ZM104 181V182H103ZM107 181V182H106ZM2 182L4 183V184H2ZM26 182H28L27 184H28V186H31V187H28V186H26L27 184H26ZM36 182V183H35ZM73 182V183H72ZM103 182V183H102ZM236 182H238V183H236ZM246 182L243 184L244 186H246ZM251 182H253L252 184H251ZM257 182V183H256ZM262 182V183H261ZM34 186V183H35V185L38 183L39 185L41 184L42 185V189L43 188H45V190H44V192L43 191H41V193L43 194L42 196H40L41 195V193H40V190H39V193H38V189L41 187V185L39 186L38 184L36 185V186H34V187H32V185ZM47 183H49V181L47 182ZM46 183V184H47ZM70 183V184H69ZM109 183V184H108ZM261 183V184H260ZM1 184H2V187H1ZM6 184H8V185H6ZM50 184V183H49ZM72 184V185H71ZM74 184V185H73ZM235 184L233 185H230V187L231 186H235ZM251 184V185H250ZM259 184H260V186H259ZM48 185V184H47ZM47 185H45V186H47ZM262 185V186H261ZM8 186V187H7ZM10 186V187H9ZM66 186V187H65ZM69 186V187H68ZM257 186H259V187H257ZM7 187V188H6ZM23 187V188H22ZM27 187V188H26ZM37 187H39V188H37ZM65 187V188H64ZM68 187V188H67ZM84 187H87V189L89 190V188H90V190L89 191H91V193H89V191L87 192L86 190H84ZM98 187V188H97ZM230 187L229 188H227V190L228 189H230ZM48 188V189H47ZM50 188V189H49ZM232 188V187H231ZM247 188H243V190L244 191H242V190H240V191H242V192H246L245 190L247 189ZM263 188V187H262ZM261 188V189H262ZM4 189V188H3ZM36 190L37 192L35 193V191L34 190ZM68 190V191H66V190ZM71 189V190H70ZM92 189V190H91ZM1 190V189H0ZM50 190V191H49ZM53 190V189H52ZM64 190V191H63ZM235 192V190H234V187L231 189V192H229V193H232V194H229L230 196H232L233 195V191ZM247 190H249V189H247ZM260 190V189H259ZM258 190V191H259ZM5 191V192H4ZM19 191V192H18ZM69 191H71L72 192V194L71 193H69ZM79 191H81V192H79ZM86 191V195H84V192ZM240 191H238V194H236V195H238V197L240 196V194L239 193H242V192H240ZM52 192V191H51ZM48 193L49 195L48 196H46V197H48V199H49V196L53 193ZM76 192V193H75ZM237 192V191H236ZM37 193L38 194H40V195H37ZM62 193H60V194H62ZM70 194V195H68V194ZM80 195V196H78V194ZM82 193H83V195H82ZM62 194V195H63ZM73 194H76L77 196L75 197V196H71V195H73ZM94 194V193H93ZM227 194V195H228ZM235 194L233 195V197L235 196ZM243 194V193H242ZM248 194V195H249ZM52 196V195H51ZM71 196V197H70ZM37 197H39V199L37 198ZM63 197V196H62ZM237 197V200H241V198H238ZM241 197H243V195L241 196ZM9 198V199H8ZM10 198H14V199H10ZM229 198V199H228ZM228 202H226V201H224V202H226V203H231V202H229L231 199H232V197H229L228 196ZM231 198V199H230ZM47 198H46V200H48ZM69 199H67V200H69ZM77 199V200H78ZM82 199V198H81ZM80 199V200H81ZM84 199V198H83ZM9 200H12V202L11 201H9ZM14 200V201H13ZM43 200V199H42ZM44 200H45V198H44ZM43 200V201H44ZM226 200V199H225ZM232 200H235L236 201V199L234 198V199H232ZM231 200V201H232ZM7 201H8V203H7ZM40 201V202H39ZM234 201V202H235ZM2 202V203H1ZM26 202V203H25ZM74 202V201H73ZM76 202V201H75ZM74 202V203H75ZM5 203H7V204H5ZM44 203H45V201L43 202V204H39V206L37 207V210H39V212H36L35 210V214H38V213H41L40 212V206H42L43 208H44ZM32 204V205H31ZM224 205H225V203H223ZM232 204V203H231ZM234 204V203H233ZM245 204V203H244ZM3 205H4V207H3ZM242 205V204H241ZM240 205V208H242V206ZM23 206V207H22ZM34 206V207H33ZM47 206V205H46ZM45 206V207H46ZM226 206V205H225ZM20 208H22V211L20 210ZM43 208H41V210L42 211H44V210H46V208H44V210H43ZM232 208V207H231ZM13 209H14V211H13ZM16 209V210H15ZM2 210V211H3ZM20 210V211H19ZM9 211H10V213H12L13 214V212H14V216L12 215V214H10L9 213ZM16 211V212H15ZM237 212H238V208H236V210L235 211H233V217L234 216H237ZM239 212L241 213V211L239 210ZM238 212V215L240 214ZM2 213V212H1ZM5 213H7V214H9V215H12V216H9V217H11V219H9V218H7V216L5 215ZM20 213L22 214V215H20ZM45 213V212H44ZM44 213H43V215H44ZM6 216V217H4V218H2L3 216ZM34 215V214H33ZM42 215V214H41ZM17 216V217H16ZM27 217V219H26V217ZM13 217H14V219H13ZM5 218H7V219H9L8 221H7V219H5ZM23 218H25L24 220H23ZM261 217L259 216V219L258 220H256L255 219V223L257 224L256 226H262L264 223H263V221H262V218L260 219ZM2 219L5 221H2ZM13 219V223L15 224H13V225H9V227H8V225H7V223H10V222H12L11 220ZM230 219H231V217H230ZM18 220H20V221H18ZM259 220L262 222V225H260L261 224V222L260 223H258L259 222ZM32 222V220H28V223L29 222ZM230 221V220H229ZM229 221H227V223H224L225 224V226H223V227H221V229L220 230H216L217 231V233H215V234H218V235H216V236H220V234H222L223 232H226L227 234L228 233H230V235H231V232H233V231H227L228 229V227L230 226V224H229ZM252 220H249V222L248 221H246V225H247V222L248 223H250ZM258 221V222H257ZM30 222V223H31ZM253 222V221H252ZM33 223V222H32ZM31 223V224H32ZM35 223V222H34ZM33 223V224H34ZM4 224H6V225H4ZM23 224V225H22ZM223 224V225H224ZM227 224H229V225H227ZM28 225V224H27ZM227 225V226H226ZM5 226V227H4ZM222 226V225H221ZM226 227V228H225ZM245 227H247L248 228V226H245ZM244 227V228H245ZM220 228V227H219ZM225 228V229H224ZM247 228H246V230L245 229H243L242 228V230H240L239 232H237L238 230H239V228L238 229H236V234H237V236H232V239H228L227 240V242H225L224 240L216 247V249H214V251L211 253V255H210V257H208L207 258V260H205V262H204V264H264V247H263V245H264V231H263V229H264V227H262V228H258V229H262V231L261 230H257V228L255 229V231H253L254 230V228L253 229H250V230H248V231H250V232H247L246 233V231H247ZM223 229V230H222ZM230 229V228H229ZM226 230V231H225ZM215 231V232H216ZM220 231V232H219ZM257 231H259V233H257ZM261 231V232H260ZM5 231H3L2 233H3V235L2 234H0V236L2 237H0V240H1V246L3 247V241H4V239H7L8 238V236L6 235V233H8V231H6V233H4ZM191 232H192V230H191ZM190 232V233H191ZM219 232V233H218ZM263 232V233H262ZM239 233V234H238ZM246 233V234H245ZM215 234H212V236L210 237L211 239H215L216 237H215ZM224 234V235H223ZM222 235H223V238H224V236L226 235L225 233H223ZM235 234V235H236ZM241 234H245V236H244V238L242 237L241 238ZM259 234H262V235H259ZM5 235V236H4ZM241 235V236H240ZM228 236V235H227ZM227 236H225V238H227ZM3 237H4V239H3ZM6 237V238H5ZM222 237V236H221ZM248 237V238H247ZM254 238V239H253ZM230 240V241H229ZM242 240V241H241ZM253 240V241H252ZM3 242V243H2ZM208 242V241H207ZM224 242V243H223ZM231 242V243H230ZM233 242H235V244L233 243ZM250 242V243H249ZM228 243H230V244H228ZM233 243V244H232ZM249 243V244H248ZM231 245V246H230ZM238 245V246H237ZM248 245V246H247ZM255 245V246H254ZM234 246V247H233ZM239 247H242L243 249H241V248H239ZM263 247V249H261ZM1 248V247H0ZM234 248H239L237 251H235V249ZM2 249H4V248H1L0 250V253H2V251H4V250H2ZM202 250V249H201ZM233 250V251H232ZM261 250H263V251H261ZM228 252H230V253H228ZM4 253H6V252H4ZM235 253V254H234ZM238 254V255H237ZM2 255H6L5 257H6V259L2 256ZM2 255H0V261H3L2 262V264H4V261L6 260V262H7V260L10 258V257H7V256H9V255H7V254H2ZM257 256V257H256ZM259 258V259H258ZM11 259V258H10ZM9 259V260H10ZM9 260H8V262L6 263V264H13V262L12 261H10L9 262ZM241 261V262H240ZM257 261V262H256Z\"/></svg>","mask_w":264,"mask_h":264}]
</instances>
